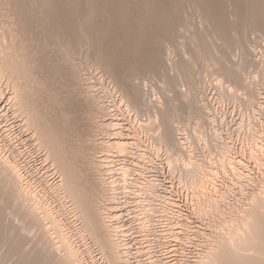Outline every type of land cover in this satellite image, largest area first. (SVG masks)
Here are the masks:
<instances>
[{"label": "rangeland", "instance_id": "obj_1", "mask_svg": "<svg viewBox=\"0 0 264 264\" xmlns=\"http://www.w3.org/2000/svg\"><path fill=\"white\" fill-rule=\"evenodd\" d=\"M247 1L248 0H240V1L239 0H234V1L233 0H216V2L218 4L217 5V4H215V0H191V1L189 0V2H188V0H185V1L183 0L184 3H182V0H171V1L170 0H155V1L154 0H152V1L151 0L150 1L149 0H141V1L140 0H44V1H42V0H34V1L33 0H11V2H10V0H0V2H1L0 6L3 7V8L0 7V8H2V9H0V12H1L0 16L3 17V18L0 17V24L5 25L3 27H4V30L6 32H7L6 28L9 29L8 25L12 24V26L10 27V29L13 28V29H11V30H13L12 32L17 33V34L19 33L18 35L22 39L18 38L19 41L17 40L18 41L17 47H19V49L24 48L23 50H25V51H23V50L22 51L20 50V51H21V54L24 53L23 56L24 55L26 56V57H24L25 58V65L27 64L26 67L28 69L30 67V69L28 70V75L35 76V78L32 76L34 78V84H32L33 82H28V88L26 89V91L24 93V99H25V101L28 100V101H26L27 103L29 102L30 104H32L29 106L33 109V111L36 108L35 109L36 112L34 111L36 114L35 116H37L38 121H40V124L42 126L45 125L44 129H45V133L47 135L46 137H49L51 139H56L57 143H59L57 146H60L62 148V150H61V148L58 147L61 150L60 151L61 152L60 157L62 155V157H61L62 159H65V160L67 159L65 162L64 161L63 162L64 163L67 162L70 170L74 167L75 170L78 171V172H74L75 176L73 175V173H72V175H73L74 179L77 180L78 183L81 181L84 183V192H85L84 195L86 194L85 196H87L90 191L91 192L89 194H91V195H92V192L94 195L96 193V196L99 198L98 201H100V202H98L99 205L102 203V206H104V208L106 209V211H105V209H104V211H105V213L109 214L108 218H107L108 222L110 224H112L111 226L115 227L114 229H116L114 231L115 238L117 237L116 239H118V240L121 239L119 241V243H121L119 246L120 247L119 250H120V252L125 254V256L127 255L126 257L128 258V260H126L127 259L126 257H123L124 255L123 256L121 255L123 257V260L124 259L126 260L127 264H129V263L130 264H199L198 260H200V258H201V260L207 259L206 254H208L207 261L208 260L211 261L210 258L213 259L216 254L219 255V253L222 252L221 250L223 248H227L226 244L232 245V246L229 245L230 247H233V249L231 248L232 251L235 250V248L237 250L240 249L239 248L240 246H238V248L236 247L238 244H235L236 246H234L233 242H232V241H235V239L237 241V238H238L237 233H233V234H237V235H233V237L231 236L232 234L231 235L229 234L230 235L229 237H231L232 239L227 236L229 240H222L221 242H219L217 240H219L221 237L223 239V236H226V233H227L226 227L229 224L226 226L225 221H229L234 216L239 215V210L241 211L243 208H245V206H247V203L250 202L249 200L252 197V195L255 196V193L259 192L257 189L260 185L259 180H260V177L262 178V175L264 173V165L260 166V164L258 163V160H257V158L260 157L259 151H261V148H264V146H263L264 145V108H263L264 107V67H263L264 64H262V66L260 65L261 62H264L263 61L264 60V38L263 37L264 36H262L264 34V26L263 27L262 26L257 27V26L261 25V22H260L259 25H257V26L255 25L256 29L253 30L252 29L253 27H251V26H254V24H258L257 21L261 17L264 16L262 13H260V12H263L262 9L260 11L259 9H253L252 8L253 3H256V4L259 3L264 7V3H263L264 0H249L248 4H247ZM39 2H41V3H39ZM44 2H46V3H44ZM148 2H150V4ZM173 2H174V4H173ZM189 3H191V4H189ZM153 4H154V6H153ZM183 4H184V6H182ZM225 4H227V5H225ZM165 5H166V7H165ZM171 5H173V6H171ZM202 5L205 7H203ZM213 5H215V6L213 7ZM35 6H37V8ZM177 6H179V8ZM180 6H181V8H180ZM199 6H200V9H198ZM234 6H237V7H234ZM6 7H8V8H6ZM89 7H91V9ZM157 7L159 8V10ZM172 7L174 9H172ZM209 7H211V8H209ZM146 8H147V10H145ZM175 8L177 11L175 10ZM227 10H229V11H227ZM5 11L7 12V14ZM182 11L184 12V15H180L181 13H183ZM190 11H191V13H189ZM194 11L197 14L198 13H201V14L205 13V15L198 14V16L199 15L201 16V17L199 16L200 18H197V16L194 17V15H197V14H195ZM185 12H187V13H185ZM192 12H194V13H192ZM229 12L232 14H230ZM251 13H253V14H251ZM63 14H65V15H63ZM254 14H256V15H254ZM31 15H32V17H31ZM33 15H35V16H33ZM90 15H91V17H89ZM213 15H215L214 18H213ZM63 16H64V18H63ZM67 16H68V18H67ZM234 16H236V17L234 18ZM205 17L211 23L208 22L206 19H202L201 21H198L201 18H205ZM9 18H11V19L9 20ZM33 18L35 20H33ZM181 18H182V20H180ZM214 19H217V20H215V22L217 24L215 22H213ZM5 20H7V21H5ZM8 20L10 21V23ZM205 20L207 22H205ZM249 20H252V22L253 23L255 22V23L253 24L251 22L253 25L249 26L250 25ZM63 21H64V23H63ZM65 21H66V23H65ZM75 21H77V22H75ZM236 21H237V23H235ZM2 22H4V23H2ZM193 22H194V24H193ZM230 22H231V24H230ZM6 23H9V24H6ZM141 23H143V24H141ZM172 23H173V25H172ZM205 23H207V24H205ZM56 24H58V25H56ZM239 24H240V27H239ZM164 25H166V26H164ZM223 25H224V27H223ZM262 25H264V24H262ZM16 26H19V27H16ZM175 26H178V27H175ZM191 26H193V27L191 28ZM231 26H232V28H231ZM242 26H243V28H242ZM214 27L217 30H215ZM48 28L51 29V30L49 29L50 33L48 31ZM96 28H97V30H96ZM181 28H182V30H181ZM194 28L196 29V32H195ZM14 29H15V31L17 29V31L15 32ZM19 29H21V31H19ZM212 29H214V30H212ZM100 30H102V32ZM199 30H201V31H199ZM205 30H207V32ZM202 31H204L205 33L204 32L202 33ZM209 31H210V34L208 33ZM215 31H217V32H215ZM233 31H234V33H233ZM183 32H184V34H183ZM197 32H200V33H197ZM227 32H229V33H227ZM240 32H242V33H240ZM98 33H100V34H98ZM189 33L191 35H194V34L195 35L191 36ZM196 33H197L198 37L196 36ZM243 33H244V35H242ZM83 34H84V36H83ZM185 34H188V35H185ZM202 34H203L204 39H203V37H201ZM205 34H208V35L204 36ZM235 34H237V35H235ZM74 35H77V36H74ZM170 35H172V36H170ZM224 35H225V37H224ZM228 35H230V37ZM42 36H44V37H42ZM207 36H210V37H208V39H207ZM235 36L237 38H235ZM260 36H262V37H260ZM41 37H42L43 41L45 39H47V40H45L46 42L44 41V43H43V41H40ZM83 37H84V39H83ZM231 37H233L235 40ZM86 38L89 40H87ZM90 38H91V40H90ZM193 38H195V40ZM219 38L222 41H220ZM227 38L228 39L231 38L233 41L231 39L228 40ZM245 38H247V42H246ZM260 38L262 39V41ZM97 39H98V41H97ZM157 39H159L160 41ZM223 39H224L225 43L223 42ZM227 40L229 42H227ZM32 41H34V42H32ZM70 41H72V42H70ZM86 41H87V44H86ZM156 41H158V42H156ZM195 41L197 44L195 43ZM218 41H219V43L220 42L221 43L219 44ZM23 42H25L27 44L25 45V43H23ZM30 42H32V43H30ZM165 42H166V44H165ZM206 42H207V44H206ZM211 42H213V43H211ZM230 42H231V44H233L232 45L233 47L231 46ZM18 43L21 45V48H20ZM81 43L84 45L80 49ZM88 43L91 45H89ZM239 43H240V45H239ZM54 44H55V46L57 45L56 50H55ZM78 44H80V45H78ZM170 44H171V46H169ZM200 44H202V45L200 46ZM214 44H216V45H214ZM217 44L219 46H217ZM226 44H228V45H226ZM237 44H238V46H234ZM249 44H250V46H249ZM36 45H38V46H36ZM63 45L67 47L68 53L71 54L70 59H72V60H70V61H72L71 63H73L74 65H72L71 63L68 64L67 62H64V60L60 57L61 54H59V53H61V51L63 49L62 47H64ZM87 45H89V46H87ZM210 45L212 46L213 50L210 49L211 48ZM242 45H243V47H245L246 50L243 47H241ZM15 46H16V43H15ZM105 46L107 47L106 49H105ZM221 46H223V47H221ZM247 46H248V48H250L251 46L253 48L254 47L255 48L253 49L251 47L249 50H253V51H249ZM90 47H91V49H90ZM191 47H193V48H191ZM207 47L208 48L210 47V48L208 49ZM165 48H167V49H165ZM196 48H197V50H196ZM201 48H202V51H201ZM231 48L234 50H232ZM207 49H208V51L211 50L212 54L215 56V58H214V56H211L209 58L212 59V57H213V59H217L220 57L219 58L220 61H218L219 59H217V61L215 62L216 65L219 66L220 63L222 62L221 60H223L222 63L224 64V66H222L223 65L222 63L220 66L223 67L224 71H226L228 73L224 72L220 66L218 69H215V68H217L215 66V64H214L215 68H213L214 66H212V65H213L215 60L213 62H210V63H212V65L209 62H207V60L209 61V59H207L208 57H206V56L209 53H211V51L209 53H207V51H206ZM27 50H28V52H27ZM82 50L85 52H83ZM81 51L83 54L81 53ZM155 51L156 52L158 51L159 53L158 52L157 53L159 55ZM195 51H197V52L194 53ZM87 52H88V54H87ZM221 52H222V54H221ZM235 52H236V55H233V54H235ZM249 52L255 53V54H253L254 56L253 55L250 56L249 54H251V53H249ZM183 53H184V55H183ZM204 53H205V55H204ZM243 53H244V55H243ZM51 54H53V55H51ZM57 54H58V56H56ZM101 54H102V56H101ZM164 54H166V55L164 56ZM169 54L171 56H172V54H173V56H175L174 54H176L175 57L172 56L173 59H171V56H170V58H168V59H170L171 63H169L166 60V56L169 57ZM228 54H232V55H228ZM239 54L241 56H239ZM27 55L28 56L32 55V56L28 57ZM223 55H224V58H222ZM252 56H253V58H252ZM92 57H94V58H92ZM204 57L207 59L206 62H205ZM257 57L260 58V60H262V61H259V65L257 64L258 63ZM49 58H50V60H49ZM156 58L158 59L157 61H156ZM227 58L230 61H228ZM83 59H85V60H83ZM188 59H190V60H188ZM225 59H226V61H225ZM238 59H240V61ZM29 60H31V61H29ZM174 60H176V62ZM177 60L179 61L178 63H177ZM236 60L238 61V63ZM247 60H250V62ZM184 61H186V62H184ZM255 61H257V63ZM161 62H163V63L166 62V63L161 64ZM225 62H227V63H225ZM247 62H248V65H245V64H247ZM79 63H81V64H79ZM174 63L176 65V67H175ZM203 63H206V64H203ZM233 63H234V65H233ZM66 64H68L69 66H67ZM82 64L84 67L83 69H82ZM156 64L161 65V66L157 68ZM170 64L172 66H170ZM187 64H189L190 66H188ZM194 64H195V66H194ZM34 65H35V67H32ZM87 65H89V66L87 67ZM104 65H105L104 68H106L105 70L103 68ZM205 65H207L208 68ZM256 65L258 68H256ZM167 66H168V68H167ZM169 66L172 68H169ZM226 66H228V67H226ZM232 66L233 67L235 66V68L240 66L239 67L240 72H241V70H242V72L243 71H245V72H243V73L241 72L239 74H242V75L245 74V77L243 76V78H242L241 75L239 76L238 72H236L237 70H235V68H232ZM73 67H75V68H73ZM96 67H98L97 70H96ZM161 67H163V68H161ZM107 68H108V70H107ZM129 69L132 72L129 73V71H130ZM171 69H173L174 73L170 72V71H172ZM175 69L178 72L177 74H175L176 73ZM208 69H210V71ZM220 69H222L223 72H219ZM231 69H232V71H230ZM258 69H261V70H258ZM156 70L157 71L159 70V71L155 73ZM181 70L183 71V73ZM70 71H71V73H69ZM110 71L112 72V74ZM233 71H234L235 76L238 75L237 79L234 77V75L231 74V72L233 73ZM29 72H30V74H29ZM78 72H79V74H78ZM65 73H67V74H65ZM185 73H186V75H183ZM187 73H189V74H187ZM236 73H237V75H236ZM131 74H133V75L127 77L128 75H131ZM135 74H137V76L139 78L143 76L142 77L143 80H142V78L138 79V77ZM167 74H169V75H167ZM220 74H222V76H220ZM135 76H136V79H135ZM147 76L149 78H147ZM78 77L81 79L80 82H79L80 79ZM112 77H114V78H112ZM125 77L130 82L128 80H126ZM154 78L157 80H155ZM241 78L244 80H247V81H244V83H242L243 80ZM73 79H74V81H73ZM108 79L109 80L111 79L110 82ZM130 79L133 80V82ZM148 79H149V82H148ZM91 80H92V82H91ZM220 80H221V82H220ZM40 81H41V83H40ZM82 82H84V83H82ZM179 82H180V84H178ZM245 82L248 83V84L246 83L248 85V87H246L247 89H249V86L251 88L252 87L254 88L256 86V89L255 88L254 89H255V91L257 90L255 92V93H257V95L255 94L256 96H255L254 100H252L250 102H248L249 98L246 94L243 98L244 93H246V92L248 93L247 89L244 87V86H246V85H244ZM141 83H145V84H141ZM150 83L152 85H150ZM35 84L37 85L35 87L36 89L34 88ZM146 84H147V86H146ZM3 85H4V87H3ZM9 85L6 87L4 82L0 83V146L3 142H5L7 144L8 141H11L13 146L15 148H17L18 151L20 150L19 160L23 165L22 166L23 167L22 168V175H24L25 181L31 183L33 185V187L35 186L36 189H39V190L45 189L44 192L46 194L44 196V201L48 202L50 204L49 207H51V209L53 206L56 209H60L62 207L61 209H63L65 211V213L67 212V214H66L67 221L69 220L70 223L69 222L68 223H69V225L71 224L70 227L73 231L72 233H74V234L76 233V234L75 235L73 234V238H74L73 241L74 242L72 244L73 249H71L72 253L70 255L68 253V251L67 252L65 251V250H67V248H66L67 246H63L62 242H61L62 244L57 243V242H59V240L56 236L57 233L54 230L56 224H54L53 221H51L52 226H53V230L51 228L52 227L51 223L46 222V224L45 225L43 224L44 226L41 227V229L44 228L43 229L44 233H42L41 229H39L41 232H39L38 229H37V232L35 231L36 226H38V225H36L35 223H34L35 225L33 223H30V222H32V220H30V218H28V217H24V218H27L28 222L30 220L29 224L31 225V226L29 225L28 227H25V223L27 221L22 218L23 216L19 212L20 216H21V218H20V216L18 215L19 213L17 211L18 210L20 211V209H21V211H26L27 213H30L29 211L31 209H29V207L32 205V201H29L27 199V198H29L28 194L25 195V193L24 194L21 193L22 197L25 195V197H23L25 200L22 199V201L24 200L23 202H25V203H23L25 208L24 209L21 208L22 207L21 201H20L21 205H19L20 204L19 201H18L19 204L16 203L17 200H21L20 198H18V197H21V195L13 192V194H17V195L13 196V194H11L12 192L9 193L8 191H6V188L9 184L7 183V179H4V182L6 183V185H5V183L1 182V181H3L2 175L6 174V172L4 173V170H2V172L4 174H2V172L0 171V175L2 174L1 180H0V187L2 185V187L0 188V205H1L0 206V236H1L0 237L1 238L0 239V253H1L0 254V260L2 259L3 261L1 260L0 262H3V264H10V263L21 264L20 261L21 262L23 261L22 264H27L28 260L33 255L34 251H36L37 249L40 251L41 248L39 249L38 247L42 244V242H44L46 240L45 238L49 237V235H50V237L48 238V241H49L48 243H50V244L45 245L46 248H47V246L50 248V252L48 251L49 249L47 250L44 247V245H43L44 248L41 245L40 247L43 248L41 250V251H43L42 254H45L44 249H46L49 253H46L47 254L46 256L45 255L43 257L41 256V258H43V259H41L42 261H39L40 259L38 261H35L36 258H34L35 260L34 259L29 260L30 264H32V263L35 264V262H36V264H41L38 262H43L42 264H48V262L50 260H51L50 261L51 263L49 262V264H57L58 262L60 263V261L62 259H64V258H62V254H61L63 252H66L67 253L66 255L70 256V257L68 256L69 259L71 258V262H69L67 264H70V263L76 264L77 262L80 263L81 261H84V263L86 262V264H109L108 260L105 258V256H103V253L100 252L101 249H99L100 247H98L99 246V245H97L98 243L96 244V242L94 241V239L91 236H89L87 234H85V235H82V234L78 235L77 234V231L79 232L83 225H81L82 222L79 219H77V217H75L76 213H74L73 207L70 204V202H68V200L66 198L63 199V197H61L62 193H61L60 185H59L61 183V181L59 179L60 175L58 174V172H59L57 170L58 168L55 169L56 166L53 167V165H55V164L51 163L52 158H50L51 157L50 155L48 157H46L45 151L47 149L45 147H43V148L38 147L37 144L35 143V140H34L35 137L33 136V133H31L30 128H31L32 132L35 131L36 128L28 125L29 128L27 129L23 118H22V120H23V122H22L21 119H20L21 121L19 120V116L17 114H15V115L13 114L14 112H12L13 107L11 106V101L9 99H7V97L9 96V92H11V89H10L11 85H10V87H9ZM148 85H150V86L148 87ZM38 86H40V87H38ZM114 86H115V88H114ZM80 87L83 89V91ZM119 87H120V89H122L123 93H121V90H119ZM133 87L135 89L139 88L140 90H137V91H139V92L141 91L144 94V97H141L140 94L139 95L136 94L137 96H139L138 98L140 100H142L141 98H143V100L145 98V100H144L145 106L143 105L144 107L140 106V108H135L133 105H131L134 103L132 101L133 92H134ZM243 87L245 89H243ZM37 88L39 89L38 91H37ZM76 89H78V90H76ZM145 89L147 90L148 94H150L151 96L146 94L147 92L145 91ZM150 90L152 93L150 92ZM28 91H29V93H28ZM86 91H88V92H86ZM30 92H33V94ZM124 93H125V95H124ZM182 93H183V96H181ZM187 93H189V94H187ZM28 94H29V96H28ZM184 94H187V95H185L186 97H184ZM127 95H128V97H127ZM147 95L149 96V98L147 97ZM153 95H154V99L152 98ZM121 96H122V98H121ZM34 97H36V98L34 99ZM162 97H164V98H162ZM124 98H126V99H124ZM127 98H130V99H127ZM150 98H152V99L150 100ZM180 98L181 99L184 98V99L180 100ZM192 98H193V103H192ZM169 99L172 101H170ZM244 99L246 100V102ZM154 100H155V102L156 101L159 102V103L156 102V105H158L157 107H161L162 109H164V111L166 110L165 108L167 106V103L169 104V102H170L172 104V102H173V104L176 105V106L172 105V106L176 107L174 109L176 112H173L174 110L172 112L171 111H169V112L166 111L167 113L165 112V114L170 119L168 117H166V118H167V120H170V122H172V124L175 123V125L178 124L177 126H179V128L177 130L178 132L175 134L176 135L175 137L176 138L178 137L177 140L182 145L181 150H184V152L187 151L189 153L190 160L192 159L191 160L192 162L196 161V163H202L204 166V170L206 172L212 171V172H210V174L213 172L215 173L216 176L214 174L213 175L211 174L212 176L210 175V177L213 179V180L211 179V182L209 179V180H207V182L205 181L206 183L205 182L203 183L204 185L203 184L202 185L196 184L197 187H195V185H193V184L191 185L189 183V180H190L189 176L190 175L185 173V169L188 168L186 165L189 164V163H186L187 162L186 159L185 160L178 159V161L176 160L177 164H175V162H173V160H171V159H174V161H175V158L178 156L177 154H179V151H177V153H176V150L174 149L175 153H176V154H174L173 152H171L169 150H165L166 148L164 146L162 147L159 145V143H157L158 141L155 138V136L158 135L159 133H161L162 127H161L160 123L156 122L160 118L158 117L157 113L153 112L154 110L152 111L153 108H151V106H153ZM166 100L169 102H167ZM186 100H187V102H186ZM188 100H189V102H188ZM31 101H33V102H31ZM36 101H38V102H36ZM146 101L148 102V104ZM182 103H185L186 106L188 105L187 106L188 108H192L194 106V108H192V109H195V110H193V112H192V109H191L189 112V109H185L186 106H184V104H182ZM248 103H250V104H248ZM150 104H152V105L150 106ZM56 105H58V106H56ZM156 105L154 104L153 107L155 108ZM191 105H192V107H191ZM36 106L39 108L37 109ZM97 107H98V109H97ZM126 107H129L130 109L126 108ZM141 107L144 109H142ZM146 107L148 109L151 108L149 110L153 113H151ZM200 107H201V109H200ZM203 107H204V109H203ZM134 108H135V110H134ZM198 109H199V112H198ZM98 110L104 111L105 114H103V112H101V111L99 112ZM145 110L148 113L147 116H146ZM201 110H204V112H202ZM180 111L182 113H180ZM38 112H39V114H38ZM161 112H162L161 114H159L160 112L158 113L159 116L162 114L164 115V112L163 111H161ZM142 113H144V114H142ZM202 113H204V116L202 115ZM40 114H42L41 117H40ZM149 114H152V117L154 119L156 118V121L152 117L150 118L151 115H149ZM153 114H155L156 117ZM199 114H200V116H199ZM102 115H104V116H102ZM141 115L144 118H142ZM174 115H177V116L175 117ZM43 116H44V118H43ZM43 120H45V121H43ZM160 121H161V119H160ZM23 123H24V125H23ZM103 123L104 124L107 123L106 124L107 126L103 125ZM110 124H111V126H110ZM93 125H95L96 127ZM100 125H101V127H100ZM102 125L104 126V128L106 126V129H104L102 127ZM97 126H99L98 127L100 129L99 131H98ZM154 126H157V127H155V129H154ZM250 126L252 127V130H251ZM9 127H10V129H9ZM64 127H65V129H64ZM101 128H102V130H101ZM46 129H48L49 131ZM139 129H141V130H139ZM253 129H254V131H253ZM153 130H154V132H153ZM46 131L49 133L51 131L52 132L50 135H48L49 133H47ZM114 132H115V134H114ZM116 132L117 133L119 132L120 135L117 134ZM254 132H256V133H254ZM35 133H36V131H35ZM62 133H63V135L64 134L65 135L63 136ZM110 134H111V136H110ZM255 134H256V136H255ZM93 135L95 138L93 137ZM253 135L255 136L254 138H253ZM36 136H39L38 133H36ZM40 138L41 137L38 138L39 141H40ZM133 138H135V140ZM257 139L259 142L258 141L256 142ZM114 140L123 141L125 146H127L126 150H124V151L122 150V151L118 152L119 151L118 149H115L112 146L110 147L108 145V143H111ZM137 140H140V142ZM252 140L255 141L256 143L255 142H254L255 144L252 143L253 142ZM125 141L128 142V145H126L127 143ZM133 141L134 142L136 141L135 142L136 144ZM104 142H105V144H104ZM140 143L142 145H140ZM221 143L226 144V145L228 144L227 145L229 148V153H228L229 155L228 156H229L231 162H229L230 160L229 161H227L225 159H224L225 161L223 160V156L221 153L222 150L220 149ZM102 144H104V145H102ZM256 144H259V145H256ZM255 145L257 148L255 147ZM132 146H133V149H132ZM258 147H261V148L259 149ZM106 148H108V150ZM111 148H113V149H111ZM109 149H110V151H109ZM127 149H128L129 154L127 153ZM81 150L84 151V154H85L84 159H82L83 157L78 155L80 152H82ZM254 150H256V151H254ZM167 151H168V153H166ZM121 152L122 153L126 152L125 154H127V155H125L124 153L121 154ZM180 152L182 154V151H180ZM90 153L92 156L90 155ZM86 154L89 157L91 156V159ZM171 156H172V158H171ZM92 158L99 160L98 162L100 163V165L102 164L100 166L101 167L100 170H103L101 172L103 174H100V173L98 174L100 176V178L97 175L98 178L92 179V178H94L93 174H92V172H90L91 171L90 167L88 168V164L90 163V160H93ZM220 159H222V160H220ZM68 160L70 162H72L73 167L71 166V168H70L71 163L68 162ZM81 160H84V161L81 162ZM141 160H142V162H141ZM2 161L3 160L0 158V163H1L0 168L3 167ZM78 161H79V163H78ZM100 161H102V162H100ZM82 163L84 164V167H82L83 166ZM51 164H52V166H51ZM78 164H80V165H78ZM89 166H90V164H89ZM190 166H191V164H190ZM123 167L128 173L126 172V173L122 174V170L124 172ZM125 167H128V170L130 168L131 169L128 171ZM74 168H73V170H74ZM121 168H122V170H121ZM172 168H174V170ZM73 170H71V172ZM56 171H57V173H56ZM240 172L245 173L246 177L241 176L242 177L241 178L239 175ZM77 173H79V175H84V176L76 175ZM124 175H125V177H124ZM83 177H84V180H83ZM122 177H124V178H122ZM138 177H142V182L140 181L141 178H138ZM101 178H103L104 181ZM96 179H97V181H95ZM98 179H100L101 182L104 183L105 186L108 184V186H106L107 189L110 186V189L106 190L107 192L106 191L104 192L102 190V188L100 187L101 185H99L100 180H98ZM137 180H139L140 182L139 181L137 182ZM147 180L149 181V183H150V181L151 182L153 181L154 183H156V185L154 183H151L152 188H154L156 190L157 196L154 197L155 194H154V196L152 195L155 199L150 195L152 192L149 191V194L147 193V191L149 190L148 187H146L149 185V183H147L148 182ZM105 183H107V184H105ZM136 183L139 184L140 188ZM144 184H147V185L145 186ZM80 185H82V184L80 183ZM94 187H95V189H94ZM200 187H201V190H199ZM57 188H59V189H57ZM96 188H97V190H96ZM146 188L148 190H145ZM79 189H80V187H79ZM202 189L204 191H202ZM93 190L95 191V193ZM211 190L213 191V193ZM221 190H223L226 194L225 196H222V197H224L223 199L220 196ZM7 192L9 194H11L12 196L8 195ZM108 192L110 194H108ZM112 192L114 194H112ZM58 194L61 196H59ZM103 194H104V196H103ZM258 194L262 195L263 193H258ZM100 195H101V197L103 196V198H105L106 197L105 195H107V197H106L107 199L105 200V199L101 198ZM26 196H27V198H26ZM211 196H212V198H210ZM218 196H219V199H218L219 201L217 200V202H214V201H216ZM14 197H15V200H14ZM146 197H147V199H145ZM47 198H49V199H47ZM88 198H90V195ZM60 199L63 203L60 202ZM162 199H164V200H162ZM205 199H207L209 201V203L208 202L206 203V204H208V206H206L204 208V210H201L202 209L201 206L199 207L200 201L202 202V200H205ZM212 199H213V203L211 202ZM7 200H9V201H7ZM57 200H59V202ZM65 200H67V202ZM28 201H29V203H28ZM56 201L58 202V205H61L60 207H58ZM220 201H221V203L224 202V203H222L223 205L221 203H219ZM7 202L8 203L13 202V203H11V204L9 203L10 204V207H9V204ZM145 202H146V204H145ZM150 202H151V204H150ZM243 202H244V204H243ZM15 203H16V205H15ZM215 203H216V205H214ZM17 204L19 206H21L19 209L17 208ZM209 205H210V207H209ZM219 205H221V207ZM2 206H5V207H3V210H2ZM26 207H28L29 210L26 209ZM54 207H53V210L55 209ZM155 207H157V208H155ZM219 207L223 208V209H220ZM147 208H148V210H147ZM151 209L153 212L151 211ZM63 210H62V212L64 213ZM167 211H169V212H167ZM197 211H199V212H197ZM2 212L4 213V215ZM15 212H16V215H15ZM26 212H24V213H26ZM71 212H73V213H71ZM9 215H10V217H9ZM68 217H70V218L68 219ZM18 219L19 220L21 219L22 221L21 220L19 221ZM8 220H10L11 222L10 221L8 222ZM12 220H13V222H12ZM20 222H21V224H20ZM32 224L35 227L34 230H33ZM47 224H49V226H51V227H49ZM9 225L10 226L12 225V229H11V227L9 228ZM15 226H17V227H15ZM57 226H58V224H57ZM7 227H8V231L7 230L5 231V229ZM45 227H47L48 229H46ZM75 227H77V228H75ZM222 227L224 228V230ZM241 227H243V226H241ZM24 228H28V229H24ZM29 228H31L32 231H34V233L32 231H30L31 229H29ZM57 228H58V230H60L59 229L60 227L58 226V227H56V231H57ZM73 228L76 229L77 231L75 232V230ZM25 230L26 231L28 230V231L26 232ZM48 230H49V232L45 233V231H48ZM222 230H223V232H222ZM242 230H244L246 232L245 228H243ZM9 232H10V234H9ZM13 232H15L16 234ZM38 232H39V236H38ZM228 232H230V231H228ZM237 232H242L240 235L241 238H238V239H242V238L246 237V235H244L245 233L243 231H241V229H240V231H237ZM22 233L24 234V236ZM40 233L45 234V235H43V237L41 239L36 240L37 239L36 236H38V238L40 237V235L42 236V234H40ZM48 233H49V235H48ZM59 233L60 232H58V234ZM116 233H118V236ZM230 233H232V232H230ZM13 234H15V235H13ZM53 234L55 235V237H53L54 236ZM220 234H222V236ZM234 236H236L237 238ZM29 237H31L30 240L28 239ZM35 237H36V239H35L36 241L32 240ZM58 237L60 239V237H61L60 234L58 235ZM255 237L253 236L254 240H252L253 238L249 236V239L252 238V239H250L251 243H252V241L255 242V240L257 242L259 236L257 239ZM263 237H264V235H263ZM215 238H216V240H215ZM225 239H227V238H225ZM25 240L26 241L29 240V242L27 241V243H24ZM42 240H44V241H42ZM53 240L55 243L52 244L51 241H53ZM245 240H246V238H245ZM32 241H33V243H32ZM38 241H40V242H38ZM242 241L244 242V240H242ZM261 241H262V237H261V240L259 238L258 245H261L262 247H264V239H263L262 243H260ZM237 242L240 245V240ZM250 242H248V243L244 242L243 244L246 245L245 249H246L247 245L249 246L248 247L249 249L247 250L248 253L250 250L252 252L250 251L251 253H249V255L247 253V255H246L243 252H247V251H244L242 249L243 251H241L239 253L245 254L244 257L249 256L250 261H252L256 257H262V255L264 256V254H262L264 251L261 250L262 253H259L258 248L260 246L257 248L256 242H255L256 245L253 246V244H254V242H253L251 247H250V245H249V244H251ZM19 243H20V245H19ZM35 243H36V245H35ZM46 243L47 242H44V244H46ZM208 243H210V244H208ZM25 244H27L26 245L27 247L25 246ZM31 244L34 245L35 250ZM57 244H58V249H57ZM30 245H31V247H30ZM49 245H51V246H49ZM52 245H53V247H52ZM54 245H55V249H54ZM218 245H225V246L224 247L222 246L223 248L220 246L221 247L220 248ZM214 246L215 247L218 246L220 251L218 252V249L216 250L217 247L214 248ZM63 247H65L64 248L65 250L62 249ZM121 247H123L124 249ZM17 248H18V250H17ZM30 248H31V253H28L27 251H29ZM60 248L63 250V252L60 250ZM212 248L214 250H216L217 253H215V251H213V253H215V254H213V253L211 254L212 251H210V250H212ZM14 249H15V251H13ZM51 250L55 251L56 255H57V253L61 252L59 254L61 255L60 257L62 259L57 255L58 257L56 256V260L58 258L61 260L60 261L57 260L54 263L53 261H55V260H53L52 257H55V253L53 254L54 256H52L51 252H53V251H51ZM73 250H75V252H73ZM77 250H78V252H77ZM223 250H225V249H223ZM208 251H210V252L207 253ZM238 251H240V250H238ZM257 251H258V253H257ZM23 253H24V255H23ZM223 253H224V251H223ZM223 253H220L221 256ZM225 253H230V251L225 252ZM25 254H26L27 258L25 256ZM224 254L222 256L223 258L226 257L225 255H227V254H225V255ZM22 255L25 257H22ZM50 255H51L52 259H49V261H48V258H50L49 257ZM204 256L206 259H204ZM228 256L229 255H227V257H226L227 261L225 262V260H224V262H222V263L223 264H234L233 261H235V260H232L231 263H229L231 258L228 259ZM230 256H231V253H230ZM242 256L243 255H241V258L243 259ZM250 256H252V257H250ZM68 257H66V258L68 259ZM73 257L75 258L76 263H73V260H74ZM69 259H68V261H69ZM78 259L80 260V262ZM6 261H7V263H6ZM243 261L245 263V261H246L245 258H244V260H242L241 262L239 261V262L242 263ZM250 261H249V264H250ZM253 261H252V263H255ZM64 262L66 263L67 261H65V259H64ZM64 262H63V264H64ZM239 262L235 261V264L239 263ZM210 263H208V264H210ZM246 264H247V262H246Z\"/></svg>", "mask_w": 264, "mask_h": 264}, {"label": "bare ground", "instance_id": "obj_2", "mask_svg": "<svg viewBox=\"0 0 264 264\" xmlns=\"http://www.w3.org/2000/svg\"><path fill=\"white\" fill-rule=\"evenodd\" d=\"M34 1V0H33ZM42 1H44V0H42ZM141 1V0H140ZM150 1V0H149ZM152 1V0H151ZM155 1V0H154ZM171 1V0H170ZM185 1V0H184ZM191 1V0H190ZM234 1V0H233ZM240 1V0H239ZM7 2V1H6ZM10 2H11V0H10ZM47 2V1H46ZM46 2H44V3H46ZM50 2V1H49ZM179 2V1H178ZM188 2H189V0H188ZM187 2V3H188ZM195 2V1H194ZM198 2V1H197ZM203 2V1H202ZM201 2V3H202ZM211 2V1H210ZM214 2V1H213ZM248 2H249V0L247 1V4H248ZM1 3V2H0ZM9 3V2H8ZM39 3H41V2H39ZM51 3V2H50ZM149 4H150V2H148ZM182 3H184L183 2V0H182ZM181 3V4H182ZM196 3V2H195ZM244 3V2H243ZM242 3V4H243ZM264 3V2H263ZM32 4V3H31ZM65 4V3H64ZM171 4V3H170ZM173 4H174V2H173ZM178 4V3H177ZM189 4H191V3H189ZM199 4V3H198ZM209 4V3H208ZM215 4H217V2H216V0H215ZM220 4V3H219ZM231 4V3H230ZM245 4V3H244ZM1 5V4H0ZM41 5V4H40ZM92 5V4H91ZM152 5V4H151ZM167 5V4H166ZM166 5H165V7H166ZM200 5V4H199ZM207 5V4H206ZM218 5V4H217ZM225 5H227V4H225ZM246 5V4H245ZM252 5V4H251ZM4 6V5H3ZM10 6V5H9ZM93 6V5H92ZM144 6V5H143ZM149 6V5H148ZM147 6V7H148ZM153 6H154V4H153ZM171 6H173V5H171ZM182 6H184V4L182 5ZM189 6V5H188ZM203 6V5H202ZM201 6V7H202ZM208 6V5H207ZM212 6V5H211ZM215 5H213V7H214ZM231 6V5H230ZM255 8H254V7ZM253 6H252V8L253 9H259L260 11H261V9H262V11L264 12V7L261 5V4H259V3H253ZM0 7H2V6H0ZM36 8H37V6H35ZM40 7V6H39ZM49 7V6H48ZM51 7V6H50ZM65 7V6H64ZM68 7V6H67ZM160 7V6H159ZM178 8H179V6H177ZM186 7V6H185ZM190 7V6H189ZM192 7V6H191ZM196 7V6H195ZM203 7H205V6H203ZM227 7V6H226ZM234 7H237V6H234ZM248 7V6H247ZM250 7V6H249ZM3 8V7H2ZM2 8H0V9H2ZM6 8H8V7H6ZM30 8V7H29ZM44 8V7H43ZM87 8V7H86ZM85 8V9H86ZM90 9H91V7H89ZM158 8V7H157ZM177 8V9H178ZM180 8H181V6H180ZM193 8V7H192ZM209 8H211V7H209ZM225 8V7H224ZM244 8V7H243ZM251 8V9H252ZM40 9V8H39ZM172 9H174L173 7H172ZM194 9V8H193ZM196 9V8H195ZM198 9H200V6H199V8ZM227 9V8H226ZM6 10V9H5ZM8 10V9H7ZM11 10V9H10ZM17 10V9H16ZM31 10V9H30ZM36 10V9H35ZM75 10V9H74ZM145 10H147V8L145 9ZM158 10H159V8H158ZM175 10H176V8H175ZM180 10V9H179ZM186 10V9H185ZM204 10V9H203ZM208 10V9H207ZM243 10V9H242ZM245 10V9H244ZM73 11V10H72ZM149 11V10H148ZM177 11V10H176ZM181 11V10H180ZM198 11V10H197ZM213 11V10H212ZM227 11H229V10H227ZM259 11V12H260ZM3 12V11H2ZM6 12V11H5ZM77 12V11H76ZM80 12V11H79ZM167 12V11H166ZM171 12V11H170ZM183 12V11H182ZM188 12V11H187ZM187 12H185V13H187ZM195 12V11H194ZM194 12H192V13H194ZM201 12V11H200ZM250 12V11H249ZM263 12H260V13H262L263 15H264V13ZM1 13V12H0ZM4 13V12H3ZM10 13V12H9ZM31 13V12H30ZM36 13V12H35ZM34 13V14H35ZM169 13V12H168ZM189 13H191V11L189 12ZM230 13V12H229ZM258 13V12H257ZM6 14H7V12H6ZM145 14V13H144ZM147 14V13H146ZM171 14V13H170ZM195 14H197L196 12H195ZM198 14H200V15H205V13L204 14H201V13H198ZM198 14L197 15H194V17L195 16H197V18H200L199 16H198ZM207 14V13H206ZM215 14V13H214ZM222 14V13H221ZM230 14H232V13H230ZM251 14H253V13H251ZM1 15V14H0ZM11 15V14H10ZM63 15H65V14H63ZM87 15V14H86ZM164 15V14H163ZM180 15H184V12L183 13H181ZM225 15V14H224ZM227 15V14H226ZM234 15V14H233ZM232 15V16H233ZM254 15H256V14H254ZM9 16V15H8ZM33 16H35V15H33ZM88 16V15H87ZM86 16V17H87ZM145 16V15H144ZM168 16V15H167ZM172 16V15H171ZM189 16V15H188ZM1 18H3L2 16H0ZM7 17V16H6ZM31 17H32V15H31ZM71 17V16H70ZM89 17H91V15L89 16ZM173 17V16H172ZM208 17V16H207ZM210 17V16H209ZM215 17V15H213V18ZM224 17V16H223ZM236 16H234V18H235ZM239 17V16H238ZM256 17V16H255ZM261 17V16H260ZM5 18V17H4ZM16 18V17H15ZM14 18V19H15ZM63 18H64V16H63ZM66 18V17H65ZM67 18H68V16H67ZM77 18V17H76ZM84 18V17H83ZM163 18V17H162ZM165 18V17H164ZM185 18V17H184ZM233 18V17H232ZM242 18V17H241ZM245 18V17H244ZM248 18V17H247ZM8 19V18H7ZM11 18H9V20H10ZM79 19V18H78ZM187 19V18H186ZM194 19V18H193ZM192 19V20H193ZM202 19H206V17L205 18H201L200 20H198V21H201ZM209 19V18H208ZM219 19V18H218ZM228 19V18H227ZM230 19V18H229ZM8 20V21H9ZM33 20H35L34 18H33ZM32 20V21H33ZM61 20V19H60ZM83 20V19H82ZM164 20V19H163ZM180 20H182V18L180 19ZM207 20V19H206ZM205 20V22H207ZM215 20H217V19H214V21L213 22H215ZM238 20V19H237ZM240 20V19H239ZM2 21V20H1ZM5 21H7V20H5ZM15 21V20H14ZM71 21V20H70ZM78 21V20H77ZM77 21H75V22H77ZM165 21V20H164ZM186 21V20H185ZM212 21V20H211ZM232 21V20H231ZM234 21V20H233ZM243 21V20H242ZM259 21V22H258ZM257 21V23L258 24H254L253 22H252V20H249V22H250V25L249 26H251V25H253L254 24V26H251V27H253L252 29L254 30V29H256L255 28V25L257 26V25H259V23L261 22V25H259V26H257V27H260V26H264V25H262V24H264V16L263 17H261L259 20ZM17 22V21H16ZM57 22V21H56ZM74 22V21H73ZM72 22V23H73ZM79 22V21H78ZM88 22V21H87ZM86 22V23H87ZM177 22V21H176ZM184 22V21H183ZM192 22V21H191ZM195 22V21H194ZM194 22H193V24H194ZM208 22H210V21H208ZM225 22V21H224ZM229 22V21H228ZM244 22V21H243ZM253 24H252V23ZM2 23H4V22H2ZM9 23H10V21H9ZM9 23H6V24H9ZM12 23V22H11ZM62 23V22H61ZM63 23H64V21H63ZM65 23H66V21H65ZM71 23V24H72ZM187 23V22H186ZM185 23V24H186ZM211 23V22H210ZM216 23V22H215ZM233 23V22H232ZM235 23H237V21L235 22ZM239 23V22H238ZM15 24V23H14ZM20 24V23H19ZM69 24V23H68ZM85 24V23H84ZM141 24H143V23H141ZM162 24V23H161ZM205 24H207V23H205ZM209 24V23H208ZM217 24V23H216ZM227 24V23H226ZM229 24V23H228ZM230 24H231V22H230ZM56 25H58V24H56ZM83 25V24H82ZM172 25H173V23H172ZM179 25V24H178ZM183 25V24H182ZM191 25V24H190ZM211 25V24H210ZM3 26H5L4 24H0V83L2 82H4L5 83V86L7 87L9 84L11 85V87H10V85H9V87H10V89H11V92H9V96L7 97V99H9L10 101H11V106L13 107L12 108V112H14L13 114L15 115V114H17L18 116H19V120L21 119L22 120V118H23V120H24V123H25V125H26V127H27V129L29 128L28 127V125H30L31 127L33 126L34 128H36V133H38V135L39 136H36V133H35V131H33L32 132V130H31V128H30V131H31V133H33V136L35 137H33L34 138V140H35V143L37 144V146L38 147H41V148H43V147H45L47 150L45 151L46 152V157H48L49 155L51 156L50 158H52L51 160H52V162L51 163H53V164H55V165H53V167L54 166H56V168L55 169H57L59 172H58V174L61 176H59V179H60V181H61V183L59 184L60 185V190H61V195H59V196H61V197H63V199H67L68 200V202H70V204L72 205V207H73V210H74V213H76V216L75 217H77V219H79L81 222H82V224L81 225H83L82 227H81V229H80V231L78 232L76 229H74L75 230V232L77 231V234L79 235H85V234H87V235H89V236H91L93 239H94V241L96 242V244L97 245H99L98 247H100L99 249H101V251L100 252H102L103 253V256H105V258L108 260V262H109V264H127V262H126V260H128V258L125 256V254H123L122 252H120V244L121 243H119V241L121 240V239H116L115 238V234H114V231L116 230V229H114L115 227H113V226H111L112 224H110L109 222H108V215L109 214H107V213H105V211H106V209L104 208V206H102V203L99 205V203L98 202H100V201H98L99 200V198L96 196V193H95V191H94V193H95V195L93 194V192H92V195L91 194H89L88 193V195L87 196H85L84 195V183L81 181V182H77V180L76 179H74V177H73V175L75 176V174H74V172H78V171H76L75 170V168L72 166V162H70L69 160H68V162H70L71 163V165H70V168H71V166L74 168V170H73V168L71 169V170H73L72 172H71V170L69 169V165L67 164V162L66 163H64L66 160L65 159H62L61 157H62V155H61V157H60V151L62 150V148L60 147V146H57L59 143H57V141H56V139H51V138H49V137H46L47 135H46V133H45V129H44V126H42L41 124H40V121H38V118H37V116H35L36 114H35V109H34V111H33V109L29 106V105H32V104H30L29 102L27 103L26 101H28V100H26L25 101V99H24V93H25V91H26V89L28 88V82H33L32 84H34V78H35V76H31V75H28V70L30 69V67H29V69L26 67V65H25V58L24 57H26L25 55L23 56V54H21V51L24 49H19V47H17V42L19 41L18 40V38H20L19 37V33L17 34V33H13L12 31L13 30H11V29H13V28H11L10 29V27L12 26V24L11 25H8V27H9V29L8 28H6L7 29V32L4 30V27ZM21 26V25H20ZM164 26H166V25H164ZM196 26V25H195ZM194 26V27H195ZM198 26V25H197ZM207 26V25H206ZM212 26V25H211ZM222 26V25H221ZM227 26V25H226ZM16 27H19V26H16ZM50 27V26H49ZM54 27V26H53ZM56 27V26H55ZM71 27V26H70ZM87 27V26H86ZM96 27V26H95ZM100 27V26H99ZM143 27V26H142ZM163 27V26H162ZM169 27V26H168ZM171 27V26H170ZM175 27H178V26H175ZM193 26H191V28H192ZM216 27V26H215ZM215 27H214V29H215ZM223 27H224V25H223ZM235 27V26H234ZM239 27H240V24H239ZM246 27V26H245ZM59 28V27H58ZM75 28V27H74ZM82 28V27H81ZM92 28V27H91ZM180 28V27H179ZM189 28V27H188ZM187 28V29H188ZM197 28V27H196ZM200 28V27H199ZM202 28V27H201ZM231 28H232V26H231ZM230 28V29H231ZM238 28V27H237ZM242 28H243V26H242ZM18 29V28H17ZM17 29H16V31H17ZM49 29L50 28H48V31H49ZM72 29V28H71ZM158 29V28H157ZM169 29V28H168ZM184 29V28H183ZM190 29V28H189ZM195 29V28H194ZM193 29V30H194ZM203 29V28H202ZM214 29H212V30H214ZM247 29V28H246ZM51 30V29H50ZM90 30V29H89ZM95 30V29H94ZM96 30H97V28H96ZM181 30H182V28H181ZM185 30V29H184ZM211 30V31H212ZM215 30H217V29H215ZM242 30V29H241ZM240 30V31H241ZM250 30V29H249ZM260 30V29H259ZM263 30V29H262ZM14 31H15V29H14ZM15 31V32H16ZM19 31H21V29H19ZM69 31V30H68ZM67 31V32H68ZM86 31V30H85ZM101 32H102V30H100ZM169 31V30H168ZM179 31V30H178ZM177 31V32H178ZM191 31V30H190ZM199 31H201V30H199ZM206 32H207V30H205ZM66 32V33H67ZM172 32V31H171ZM188 32V31H187ZM186 32V33H187ZM195 32H196V29H195ZM204 31H202V33H203ZM215 32H217V31H215ZM246 32V31H245ZM258 32V31H257ZM49 33H50V31H49ZM60 33V32H59ZM71 33V32H70ZM83 33V32H82ZM89 33V32H88ZM167 33V32H166ZM170 33V32H169ZM182 33V32H181ZM191 33V32H190ZM189 33V34H190ZM194 33V32H193ZM197 33H200V32H197ZM197 33H196V36H197ZM205 33V32H204ZM209 34H210V31L208 32ZM226 33V32H225ZM227 33H229V32H227ZM233 33H234V31H233ZM238 33V32H237ZM240 33H242V32H240ZM253 33V32H252ZM24 34V33H23ZM85 34V33H84ZM84 34H83V36H84ZM94 34V33H93ZM98 34H100V33H98ZM183 34H184V32H183ZM223 34V33H222ZM255 34V33H254ZM40 35V34H39ZM47 35V34H46ZM102 35V34H101ZM185 35H188V34H185ZM191 35V34H190ZM195 35V34H194ZM194 35H191V36H194ZM200 35V34H199ZM206 35H208V34H205L204 36H206ZM235 35H237V34H235ZM242 35H244V33L242 34ZM246 35V34H245ZM260 35V34H259ZM28 36V35H27ZM41 36V35H40ZM58 36V35H57ZM60 36V35H59ZM62 36V35H61ZM74 36H77V35H74ZM91 36V35H90ZM170 36H172V35H170ZM174 36V35H173ZM195 36V37H196ZM213 36V35H212ZM211 36V37H212ZM223 36V35H222ZM229 37H230V35H228ZM232 36V35H231ZM253 36V35H252ZM258 36V35H257ZM262 36H264V34L262 35ZM262 36H260V37H262ZM25 37V36H24ZM30 37V36H29ZM32 37V36H31ZM34 37V36H33ZM42 37H44V36H42ZM42 37H41V39H42ZM56 37V36H55ZM73 37V36H72ZM89 37V36H88ZM98 37V36H97ZM182 37V36H181ZM184 37V36H183ZM190 37V36H189ZM188 37V38H189ZM198 37V36H197ZM196 37V38H197ZM201 37H203V34H202V36ZM208 37H210V36H207V39H208ZM217 37V36H216ZM224 37H225V35H224ZM246 37V36H245ZM77 38V37H76ZM79 38V37H78ZM96 38V37H95ZM200 38V37H199ZM213 38V37H212ZM231 38H233V37H231ZM231 38H229V39H231ZM235 38H237L236 36H235ZM240 38V37H239ZM242 38V37H241ZM248 38V37H247ZM247 38H245L246 39V42H247ZM253 38V37H252ZM256 38V37H255ZM264 38V37H263ZM20 39H22V38H20ZM40 39V41H43V39L41 40ZM60 39V38H59ZM63 39V38H62ZM74 39V38H73ZM83 39H84V37H83ZM87 39V38H86ZM93 39V38H92ZM170 39V38H169ZM190 39V38H189ZM194 40H195V38H193ZM202 39V38H201ZM203 39H204V37H203ZM217 39V38H216ZM220 39V38H219ZM228 39V38H227ZM228 39V40H229ZM234 39V38H233ZM258 39V38H257ZM261 39V38H260ZM18 40V41H17ZM25 40V39H24ZM34 40V39H33ZM45 40H47V39H45ZM44 40V41H45ZM54 40V39H53ZM69 40V39H68ZM87 40H89V39H87ZM90 40H91V38H90ZM102 40V39H101ZM157 40H159V39H157ZM211 40V39H210ZM227 40V42H229ZM232 40V39H231ZM235 40V39H234ZM237 40V39H236ZM242 40V39H241ZM28 41V40H27ZM44 41H43V43H44ZM51 41V40H50ZM55 41V40H54ZM60 41V40H59ZM79 41V40H78ZM82 41V40H81ZM97 41H98V39H97ZM160 41V40H159ZM168 41V40H167ZM175 41V40H174ZM197 41V40H196ZM196 41H195V43H196ZM205 41V40H204ZM203 41V42H204ZM212 41V40H211ZM215 41V40H214ZM220 41H222L221 39H220ZM233 41V40H232ZM244 41V40H243ZM261 41H262V39H261ZM26 42V41H25ZM25 42H23V43H25ZM32 42H34V41H32ZM32 42H30V43H32ZM46 42V41H45ZM58 42V41H57ZM70 42H72V41H70ZM74 42V41H73ZM103 42V41H102ZM156 42H158V41H156ZM164 42V41H163ZM223 42H224V39H223ZM241 42V41H240ZM15 43H16V46H15ZM22 43V42H21ZM29 43V42H28ZM65 43V42H64ZM192 43V42H191ZM194 43V42H193ZM200 43V42H199ZM202 43V42H201ZM211 43H213V42H211ZM218 43H219V41H218ZM221 43V42H220ZM219 43V44H220ZM225 43V42H224ZM235 43V42H234ZM19 44V43H18ZM27 43H25V45H26ZM42 44V43H41ZM63 44V43H62ZM71 44V43H70ZM76 44V43H75ZM86 44H87V41H86ZM89 44V43H88ZM102 44V43H101ZM159 44V43H158ZM162 44V43H161ZM165 44H166V42H165ZM164 44V45H165ZM197 44V43H196ZM195 44V45H196ZM206 44H207V42H206ZM230 44H231V42H230ZM242 44V43H241ZM247 44V43H246ZM35 45V44H34ZM40 45V44H39ZM60 45V44H59ZM73 45V44H72ZM78 45H80V44H78ZM84 44H82L81 43V47H80V49L82 48V46H83ZM89 45H91V44H89ZM89 45H87V46H89ZM187 45V44H186ZM199 45V44H198ZM202 44H200V46H201ZM214 45H216V44H214ZM223 45V44H222ZM226 45H228V44H226ZM233 44H231V46H232ZM239 45H240V43H239ZM245 45V44H244ZM19 46H20V48H21V45L19 44ZM36 46H38V45H36ZM35 46V47H36ZM54 46H55V44H54ZM57 46V45H56ZM56 46H55V50H56ZM64 46V45H63ZM77 46V45H76ZM101 46V45H100ZM169 46H171V44L169 45ZM194 46V45H193ZM197 46V45H196ZM199 46V47H200ZM209 46V45H208ZM211 46V45H210ZM217 46H219L218 44H217ZM230 46V45H229ZM234 46H238V44L237 45H234ZM246 46V45H245ZM249 46H250V44H249ZM62 47V46H61ZM181 47V46H180ZM183 47V46H182ZM221 47H223V46H221ZM233 47V46H232ZM241 47H243V45L241 46ZM252 47V46H251ZM250 47V48H251ZM53 48V47H52ZM63 49H62V51H61V53H59V54H61L60 55V57L64 60V62H67L68 64L69 63H71L72 61H70V60H72V59H70V53H68V49H67V47L66 46H64V47H62ZM84 48V47H83ZM88 48V47H87ZM107 47L105 46V49H106ZM158 48V47H157ZM191 48H193V47H191ZM190 48V49H191ZM208 48V47H207ZM210 48V47H209ZM208 48V49H209ZM230 48V47H229ZM244 49H245V47H243ZM247 48H248V46H247ZM250 48H248V50L250 49ZM253 48V47H252ZM255 48V47H254ZM253 48V49H254ZM30 49V48H29ZM58 49V48H57ZM77 49V48H76ZM90 49H91V47H90ZM165 49H167V48H165ZM200 49V48H199ZM204 49V48H203ZM208 49L206 50L207 51V53H209L211 50H209L208 51ZM210 49H212L213 50V48H212V46H211V48ZM220 49V48H219ZM222 49V48H221ZM232 49V48H231ZM242 49V48H241ZM21 50V51H20ZM33 50V49H32ZM54 50V51H55ZM79 50V49H78ZM98 50V49H97ZM162 50V49H161ZM196 50H197V48H196ZM232 50H234V49H232ZM237 50V49H236ZM243 50V49H242ZM246 50V49H245ZM23 51H25V50H23ZM83 51V50H82ZM82 51H81V53H82ZM89 51V50H88ZM95 51V50H94ZM194 51V50H193ZM201 51H202V48H201ZM200 51V52H201ZM224 51V50H223ZM229 51V50H228ZM239 51V50H238ZM249 51H253V50H249ZM27 52H28V50H27ZM35 52V51H34ZM70 52V51H69ZM73 52V51H72ZM83 52H85V51H83ZM106 52V51H105ZM104 52V53H105ZM156 52V51H155ZM158 52V51H157ZM156 52V53H157ZM197 51H195L194 53H196ZM199 52V53H200ZM215 52V51H214ZM225 52V51H224ZM237 52V51H236ZM236 52H235V54H233V55H236ZM31 53V52H30ZM53 53V52H52ZM80 53V52H79ZM80 53V54H81ZM90 53V52H89ZM100 53V52H99ZM98 53V54H99ZM103 53V52H102ZM159 53V52H158ZM157 53V54H158ZM203 53V52H202ZM216 53V52H215ZM214 53V54H215ZM226 53V52H225ZM229 53V52H228ZM248 53V52H247ZM249 53H251V52H249ZM79 54V55H80ZM83 54V53H82ZM81 54V55H82ZM87 54H88V52H87ZM92 54V53H91ZM177 54V53H176ZM176 54H174L175 56H176ZM187 54V53H186ZM185 54V55H186ZM198 54V53H197ZM219 54V53H218ZM221 54H222V52H221ZM253 54H255V53H251V54H249L250 56L251 55H253ZM33 55V54H32ZM32 55H29V56H32ZM51 55H53V54H51ZM85 55V54H84ZM83 55V56H84ZM156 55V54H155ZM159 55V54H158ZM166 54H164V56H165ZM168 55V54H167ZM180 55V54H179ZM183 55H184V53H183ZM199 55V54H198ZM202 55V54H201ZM204 55H205V53H204ZM207 55V54H206ZM210 55V56H209ZM216 55V54H215ZM228 55H232V54H228ZM243 55H244V53H243ZM28 56V55H27ZM28 56V57H29ZM55 56V55H54ZM56 56H58V54L56 55ZM98 56V55H97ZM101 56H102V54H101ZM106 56V55H105ZM162 56V55H161ZM163 56V57H164ZM170 54H169V57H167L166 56V60L169 62V63H171L170 62V59H168V58H170ZM172 56H173V54H172ZM172 56H171V59H173L172 58ZM175 56H173V57H175ZM211 56H214L213 54H212V51H211V53H209L206 57H208L207 59H209V61L205 58V62H206V60H207V62H213L214 60V63H213V65H212V63H210L212 66H214V64H215V62L217 61V59H219V58H217V59H213V57H212V59L211 58H209V57H211ZM221 56V55H220ZM239 56H241L240 54H239ZM238 56V57H239ZM254 56V55H253ZM253 56H252V58H253ZM256 56V55H255ZM59 57V58H60ZM82 57V56H81ZM87 57V56H86ZM89 57V56H88ZM113 57V56H112ZM154 57V56H153ZM156 57V56H155ZM237 57V56H236ZM246 57V56H245ZM74 58V57H73ZM92 58H94V57H92ZM91 58V59H92ZM158 58V57H157ZM156 58V61L159 59H157ZM201 58V57H200ZM199 58V59H200ZM214 58H215V56H214ZM222 58H224V55H223V57ZM235 58V57H234ZM249 58V57H248ZM256 58V57H255ZM254 58V59H255ZM258 58V57H257ZM100 59V58H99ZM102 59V58H101ZM175 59V58H174ZM177 59V58H176ZM184 59V58H183ZM236 59V58H235ZM234 59V60H235ZM244 59V58H243ZM242 59V60H243ZM246 59V58H245ZM49 60H50V58H49ZM52 60V59H51ZM79 60V59H78ZM83 60H85V59H83ZM82 60V61H83ZM116 60V59H115ZM163 60V59H162ZM185 60V59H184ZM187 60V59H186ZM188 60H190V59H188ZM211 60V61H210ZM227 60H228V58H227ZM232 60V59H231ZM233 60V61H234ZM239 61H240V59H238ZM258 60V63H257V61H255L258 65H259V61H262V60H260V58H258L257 59ZM29 61H31V60H29ZM28 61V62H29ZM33 61V60H32ZM89 61V60H88ZM107 61V60H106ZM105 61V62H106ZM172 61V60H171ZM175 62H176V60H174ZM181 61V60H180ZM218 61H220V59L218 60ZM222 62H223V60H221ZM225 61H226V59H225ZM228 61H230V60H228ZM232 61V62H233ZM237 61V60H236ZM235 61V62H236ZM247 61H249L250 62V60H247ZM264 61V60H263ZM39 62V61H38ZM53 62V61H52ZM63 62V63H64ZM81 62V61H80ZM86 62V61H85ZM94 62V61H93ZM92 62V63H93ZM103 62V61H102ZM108 62V61H107ZM106 62V63H107ZM159 62V61H158ZM179 61L177 60V63H178ZM184 62H186V61H184ZM192 62V61H191ZM204 62V61H203ZM221 62V63H222ZM56 63V62H55ZM116 63V62H115ZM163 62H161V64H162ZM166 62H164L163 64H165ZM168 63V64H169ZM190 63V62H189ZM194 63V62H193ZM221 63H220V65H221ZM225 63H227V62H225ZM237 63H238V61H237ZM241 63V62H240ZM246 63V62H245ZM252 63V62H251ZM255 63V64H256ZM30 64V63H29ZM68 64H66L67 66H69ZM72 65H74L73 63H71ZM70 64V65H71ZM79 64H81V63H79ZM152 64V63H151ZM159 64V63H158ZM185 64V63H184ZM203 64H206V63H203ZM218 64V63H217ZM223 64V63H222ZM262 64H264V62H261L260 63V65L262 66ZM39 65V64H38ZM148 65V64H147ZM153 65V64H152ZM157 65V64H156ZM167 65V64H166ZM174 65H175V63H174ZM179 65V64H178ZM177 65V66H178ZM188 66H190L189 64H187ZM219 65V66H220ZM233 65H234V63H233ZM244 65V64H243ZM242 65V66H243ZM245 65H248V62H247V64H245ZM252 65V64H251ZM89 65H87V67H88ZM145 66V65H144ZM161 65H157V68L158 67H160ZM170 66H172L171 64H170ZM169 66V68H172V67H170ZM184 66V65H183ZM187 66V67H188ZM192 66V65H191ZM194 66H195V64H194ZM206 67H207V65H205ZM215 66L217 67V68H215ZM215 66L213 67V68H215V69H218L219 68V66L218 65H216L215 64ZM222 66H224V64L222 65ZM231 66V65H230ZM32 67H35V65L34 66H32ZM77 67V66H76ZM105 67V65L103 66V68ZM119 67V66H118ZM129 67V66H128ZM150 67V66H149ZM175 67H176V65H175ZM174 67V68H175ZM221 67V66H220ZM226 67H228V66H226ZM240 67V66H239ZM239 67H236L235 68V66L233 67L232 66V68H235V70H237L236 72H238V74L239 73H241L242 72V70H241V72H240V68ZM245 67V66H244ZM247 67V66H246ZM252 67V66H251ZM264 67V66H263ZM262 67V68H263ZM37 68V67H36ZM65 68V67H64ZM68 68V67H67ZM73 68H75V67H73ZM84 67H83V64H82V69H83ZM97 68L98 67H96V70H97ZM110 68V67H109ZM123 68V67H122ZM142 68V67H141ZM156 68V67H155ZM161 68H163V67H161ZM167 68H168V66H167ZM173 68V69H174ZM189 68V67H188ZM208 68V67H207ZM222 69H223V67H221ZM256 68H258L257 67V65H256ZM106 68H104V70H105ZM116 69V68H115ZM121 69V68H120ZM135 69V68H134ZM173 69H171L172 71H170V72H172V73H174L173 72ZM211 69V68H210ZM210 69H208L209 71H210ZM222 69H220L219 70V72H223L224 71V69H223V71H222ZM226 69V68H225ZM230 69V68H229ZM239 69V70H238ZM38 70V69H37ZM70 70V69H69ZM81 70V69H80ZM79 70V71H80ZM85 70V69H84ZM107 70H108V68H107ZM130 70V69H129ZM128 70V71H129ZM176 70V69H175ZM174 70V71H175ZM234 70V71H235ZM258 70H261V69H258ZM117 71V70H116ZM115 71V72H116ZM159 71V70H158ZM157 70L155 71V73L156 72H158ZM179 71V70H178ZM182 71V70H181ZM186 71V70H185ZM189 71V70H188ZM229 71V70H228ZM230 71H232V69L230 70ZM234 71H233V73L231 72V74L232 75H234V77L237 79L238 77V75H237V73H236V75L237 76H235V74H234ZM109 72V71H108ZM111 72V71H110ZM130 72H132L131 70L129 71V73ZM162 72V71H161ZM169 72V71H168ZM169 72V73H170ZM190 72V71H189ZM224 72H226V71H224ZM243 72H245V71H243ZM242 72V73H243ZM69 73H71V71L69 72ZM82 73V72H81ZM87 73V72H86ZM104 73V72H103ZM102 73V74H103ZM164 73V72H163ZM178 72H177V70H176V73L175 74H177ZM180 73V72H179ZM182 73H183V71H182ZM226 73H228V72H226ZM225 73V74H226ZM230 73V72H229ZM29 74H30V72H29ZM65 74H67V73H65ZM78 74H79V72H78ZM107 74V73H106ZM111 74H112V72H111ZM128 74V73H127ZM187 74H189V73H187ZM191 74V73H190ZM133 74H131V75H128L127 77H129V76H132ZM136 76H137V74H135ZM160 75V74H159ZM167 75H169V74H167ZM174 75V74H173ZM183 75H186V73L185 74H183ZM242 76V78H243V76L245 77V74L244 75H242V74H239V76ZM32 78H31V77ZM55 76V75H54ZM80 76V75H79ZM104 76V75H103ZM106 76V75H105ZM136 76H135V79H136ZM220 76H222V74H220ZM249 76V75H248ZM108 77V76H107ZM123 77V76H122ZM138 77V76H137ZM143 77V76H142ZM142 77H140V78H142ZM167 77V76H166ZM172 77V76H171ZM182 77V76H181ZM217 77V76H216ZM37 78V77H36ZM45 78V77H44ZM74 78V77H73ZM77 78V77H76ZM79 78V77H78ZM82 78V77H81ZM112 78H114V77H112ZM132 78V77H131ZM139 77H138V79H140ZM145 78V77H144ZM147 78H149L148 76H147ZM146 78V79H147ZM156 78V77H155ZM154 78V79H155ZM165 78V77H164ZM170 78V77H169ZM190 78V77H189ZM221 78V77H220ZM233 78V77H232ZM241 78V79H242ZM80 79V78H79ZM124 79V78H123ZM125 79H126V77H125ZM134 79V80H135ZM168 79V78H167ZM181 79V78H180ZM179 79V80H180ZM183 79V78H182ZM109 80V79H108ZM111 80V79H110ZM110 80H109V82H110ZM126 80H128V79H126ZM125 80V81H126ZM131 80V79H130ZM142 80H143V78H142ZM155 80H157V79H155ZM243 80V82L242 83H244V81H247V80H244V79H242ZM241 80V81H242ZM73 81H74V79H73ZM81 81V79L79 80V82ZM83 81V80H82ZM85 81V80H84ZM129 81V80H128ZM127 81V82H128ZM132 82H133V80H131ZM175 81V80H174ZM44 82V81H43ZM87 82V81H86ZM91 82H92V80H91ZM112 82V81H111ZM130 82V81H129ZM140 82V81H139ZM143 82V81H142ZM148 82H149V79H148ZM220 82H221V80H220ZM40 83H41V81H40ZM82 83H84V82H82ZM174 83V82H173ZM240 83V82H239ZM247 82H245V84L244 85H246V86H244L245 88L246 87H248V83L246 84ZM250 83V82H249ZM8 84V85H7ZM30 84V83H29ZM38 84V83H37ZM137 84V83H136ZM135 84V85H136ZM141 84H145V83H141ZM177 84V83H176ZM178 84H180V82L178 83ZM117 85V84H116ZM140 85V84H139ZM138 85V86H139ZM150 85H152L151 83H150ZM150 85H148V87L150 86ZM175 85V84H174ZM30 86V85H29ZM33 86V85H32ZM37 85L35 84V86H34V88L36 87ZM146 86H147V84H146ZM2 87V86H1ZM3 87H4V85H3ZM2 87V88H3ZM5 87V88H6ZM8 87V88H9ZM38 87H40V86H38ZM43 87V86H42ZM143 87V86H142ZM145 87V86H144ZM177 87V86H176ZM243 87V89H245ZM81 88V87H80ZM114 88H115V86H114ZM118 88V87H117ZM134 88V87H133ZM151 88V87H150ZM153 88V87H152ZM182 88V87H181ZM220 88V87H219ZM255 89H256V86L254 87ZM253 87L251 88L250 86H249V89H247V91H248V93L246 92V93H244V95H243V98H244V96H245V94L248 96V102H250V101H252V100H254V98H255V96L257 95V93H255L256 91H255V89H254ZM36 89V88H35ZM34 89V90H35ZM41 89V88H40ZM82 89V88H81ZM85 89V88H84ZM89 89V88H88ZM87 89V90H88ZM96 89V88H95ZM148 89V88H147ZM180 89V88H179ZM7 90V89H6ZM9 90V89H8ZM33 90V91H34ZM39 89L37 88V91H38ZM76 90H78V89H76ZM119 90H121V93H123L122 92V89H120V87H119ZM118 90V91H119ZM136 90V91H135ZM137 90H140L139 88H134V92H133V98H132V101L134 102H132L133 104H131V105H133L135 108H140V106H143L144 104H145V102H144V100H145V98H144V100H143V98H141V97H144V94L140 91H137ZM143 90V89H142ZM152 90V89H151ZM151 90H150V92H151ZM5 91V90H4ZM31 91V90H30ZM68 91V90H67ZM82 91H83V89H82ZM85 91V90H84ZM111 91V90H110ZM117 91V90H116ZM127 91V90H126ZM132 91V90H131ZM145 91L147 92V90L145 89ZM144 91V92H145ZM183 91V90H182ZM226 91V90H225ZM245 91V90H244ZM3 92V91H2ZM81 92V91H80ZM79 92V93H80ZM86 92H88V91H86ZM90 92V91H89ZM120 92V91H119ZM149 92V93H150ZM155 92V91H154ZM153 92V93H154ZM28 93H29V91H28ZM30 93H32L33 94V92H30ZM38 93V92H37ZM70 93V92H69ZM142 93V94H141ZM152 93V92H151ZM27 94V93H26ZM76 94V93H75ZM86 94V93H85ZM127 94V93H126ZM129 94V93H128ZM136 94H140L141 95V99L142 100H140L138 97L139 96H137ZM146 94H148V92L146 93ZM187 94H189V93H187ZM187 94H184V97H186L185 95H187ZM256 94V95H255ZM83 95V94H82ZM123 95V94H122ZM124 95H125V93H124ZM148 95H150V94H148ZM147 95V97L149 98V96ZM26 96V95H25ZM28 96H29V94H28ZM27 96V97H28ZM40 96V95H39ZM78 96V95H77ZM151 96V95H150ZM181 96H183V93H182V95ZM190 96V95H189ZM188 96V97H189ZM89 97V96H88ZM91 97V96H90ZM127 97H128V95H127ZM177 97V96H176ZM180 97V96H179ZM187 97V98H188ZM30 98V97H29ZM36 97H34V99H35ZM43 98V97H42ZM86 98V97H85ZM121 98H122V96H121ZM153 99H154V95H153V97H152ZM152 98H150V100L152 99ZM162 98H164V97H162ZM170 98V97H169ZM28 99V98H27ZM94 99V98H93ZM124 99H126V98H124ZM127 99H130V98H127ZM147 99V98H146ZM161 99V98H160ZM184 98H180V100H183ZM195 99V98H194ZM37 100V99H36ZM97 100V99H96ZM148 100V99H147ZM156 100V99H155ZM155 100L152 102L153 103V106H154V104L156 105V102L157 103H159L158 101H156L155 102ZM158 100V99H157ZM170 100V99H169ZM245 100V99H244ZM9 101V102H10ZM57 101V100H56ZM59 101V100H58ZM103 101V100H102ZM129 101V100H128ZM161 101V100H160ZM167 101V100H166ZM165 101V102H166ZM170 101H172V100H170ZM31 102H33V101H31ZM36 102H38V101H36ZM127 102V101H126ZM147 102V101H146ZM167 102H169V101H167ZM166 102V103H167ZM176 102V101H175ZM174 102V103H175ZM181 102V101H180ZM186 102H187V100H186ZM188 102H189V100H188ZM245 102H246V100H245ZM35 103V102H34ZM33 103V104H34ZM57 103V102H56ZM128 103V102H127ZM192 103H193V98H192ZM195 103V102H194ZM147 104H148V102H147ZM163 104V103H162ZM182 104H184V106H186L185 105V103H182ZM187 104V103H186ZM189 104V103H188ZM198 104V103H197ZM248 104H250V103H248ZM152 104H150V106H151ZM172 105H174L173 104V102H172V104L169 102V104L167 103V106H166V110L164 111V109H162L161 107H157L158 105H156L155 106V108L153 107V106H151V108H153L152 109V111L154 112V113H157V115H158V117L161 119V121H160V119L159 120H157L156 121V118L154 119L153 117H152V114H149V115H151L150 116V118L152 117L157 123H160V125H161V133H159L158 135H156L155 136V138L157 139V143H159V145L160 146H164L166 149L165 150H169V151H171V152H173L174 154H176L177 153V151H179V154H177L178 156V158L176 157L175 158V161H174V159H171V160H173V162H175V164H177L176 163V160L178 161V159H182V160H185L186 159V163H189V164H185L188 168L187 169H185V173L186 174H189L190 176V180H189V183L192 185H195V187H197L196 186V184H200V185H202L205 181L207 182V180H209L210 179V182H211V177H210V175L212 174H214L215 175V173L213 172V173H211L210 174V172H212V171H210V172H206L205 170H204V166H203V164L202 163H196V161L195 162H192L191 160H190V155H189V153L186 151V152H184V150H181L182 148V145H181V143L177 140V138L175 137L176 135V133L178 132L177 130H178V128H179V126H177V125H175V123L174 124H172V122H170V120H167V118L166 117H168L166 114H165V112L167 111V112H169V111H173L176 107H174V106H176V105H174V106H172ZM190 105V104H189ZM253 105V104H252ZM56 106H58V105H56ZM128 106V105H127ZM145 106V105H144ZM143 106V107H144ZM147 106V105H146ZM149 106V105H148ZM161 106V105H160ZM183 106V107H184ZM188 106V105H187ZM185 107V109H189V112H190V110L192 109V108H194V106L192 107V105H191V107L192 108H188V107ZM199 106V105H198ZM205 106V105H204ZM247 106V105H246ZM261 106V105H260ZM37 107V106H36ZM130 107V106H129ZM129 107H126V108H129ZM180 107V106H179ZM34 108V107H33ZM39 107H37V109H38ZM103 108V107H102ZM135 108H134V110H135ZM142 108V107H141ZM147 108V107H146ZM145 108V109H146ZM151 108H149V109H151ZM199 108V107H198ZM264 108V107H263ZM57 109V108H56ZM97 109H98V107H97ZM101 109V108H100ZM130 109V108H129ZM142 109H144V108H142ZM148 109V108H147ZM148 109V110H149ZM184 109V110H185ZM200 109H201V107H200ZM203 109H204V107H203ZM104 110V109H103ZM128 110V109H127ZM178 110V109H177ZM193 110H195V109H192V112H193ZM10 111V110H9ZM57 111V110H56ZM61 111V110H60ZM99 111V110H98ZM101 111V110H100ZM99 111V112H100ZM130 111V110H129ZM132 111V110H131ZM137 111V110H136ZM150 111V110H149ZM161 111H163L164 112V115L162 114V115H160L159 116V114H161L162 112ZM186 111V110H185ZM188 111V110H187ZM202 112H204V110H201ZM253 111V110H252ZM45 112V111H44ZM97 112V111H96ZM98 112V113H99ZM101 112H103V114H105L104 113V111H101ZM107 112V111H106ZM140 112V111H139ZM151 112V111H150ZM153 112H151V113H153ZM160 112V113H159ZM166 112V113H167ZM173 112H176L175 110L173 111ZM198 112H199V109H198ZM97 113V114H98ZM145 113H146V116H147V111L145 110ZM159 113V114H158ZM180 113H182L181 111H180ZM38 114H39V112H38ZM100 114V113H99ZM142 114H144V113H142ZM169 114V113H168ZM195 114V113H194ZM201 114V113H200ZM200 114H199V116H200ZM246 114V113H245ZM101 115V114H100ZM154 116H155V114H153ZM202 115L204 116V113H202ZM42 116V114H40V117ZM56 116V115H55ZM96 116V115H95ZM99 116V115H98ZM102 116H104V115H102ZM138 116V115H137ZM142 116V115H141ZM175 117L177 116V115H174ZM82 117V116H81ZM156 117V116H155ZM157 117V118H158ZM188 117V116H187ZM202 117V116H201ZM206 117V116H205ZM43 118H44V116H43ZM142 118H144L143 116H142ZM147 118V117H146ZM149 118V119H150ZM169 118V117H168ZM204 118V117H203ZM16 119V118H15ZM40 119V118H39ZM59 119V118H58ZM137 119V118H136ZM170 119V118H169ZM247 119V118H246ZM20 120V121H21ZM23 120H22V122H23ZM96 120V119H95ZM105 120V119H104ZM206 120V119H205ZM208 120V119H207ZM43 121H45V120H43ZM51 121V120H50ZM214 121V120H213ZM21 122V123H22ZM176 122V121H175ZM199 122V121H198ZM204 122V121H203ZM207 122V121H206ZM9 123V122H8ZM24 123H23V125H24ZM242 123V122H241ZM62 124V123H61ZM94 124V123H93ZM97 124V123H96ZM107 124V123H106ZM106 124H104L103 123V125H106ZM140 124V123H139ZM248 124V123H247ZM246 124V125H247ZM11 125V124H10ZM17 125V124H16ZM50 125V124H49ZM57 125V124H56ZM102 125V127L104 128V126ZM132 125V124H131ZM141 125V124H140ZM156 125V124H155ZM180 125V124H179ZM48 126V125H47ZM46 126V127H47ZM93 126H95V125H93ZM107 126V125H106ZM106 126H105V128L104 129H106ZM110 126H111V124H110ZM158 126V125H157ZM157 126H154V129H155V127H157ZM210 126V125H209ZM23 127V126H22ZM96 127V126H95ZM99 126H97V128H98ZM100 127H101V125H100ZM127 127V126H126ZM144 127V126H143ZM150 127V126H149ZM153 127V126H152ZM159 127V126H158ZM195 127V126H194ZM249 127V126H248ZM251 127V126H250ZM59 128V127H58ZM63 128V127H62ZM255 128V127H254ZM9 129H10V127H9ZM64 129H65V127H64ZM63 129V130H64ZM153 129V128H152ZM46 130H48V129H46ZM51 130V129H50ZM100 129L98 128V131H99ZM101 130H102V128H101ZM109 130V129H108ZM139 130H141V129H139ZM250 130V129H249ZM251 130H252V127H251ZM49 131V130H48ZM97 131V132H98ZM119 131V130H118ZM146 131V130H145ZM253 131H254V129H253ZM47 132V131H46ZM52 132V131H51ZM51 132L49 133V132H47V133H49L48 135H50L51 134ZM54 132V131H53ZM64 132V131H63ZM96 132V131H95ZM106 132V131H105ZM153 132H154V130H153ZM158 132V131H157ZM251 132V131H250ZM8 133V132H7ZM24 133V132H23ZM67 133V132H66ZM117 133V132H116ZM196 133V132H195ZM252 133V132H251ZM254 133H256V132H254ZM114 134H115V132H114ZM117 134H119V132L117 133ZM202 134V133H201ZM204 134V133H203ZM215 134V133H214ZM11 135V134H10ZM62 135H63V133H62ZM65 135V134H64ZM63 135V136H64ZM96 135V134H95ZM104 135V134H103ZM120 135V134H119ZM217 135V134H216ZM52 136V135H51ZM110 136H111V134H110ZM118 136V135H117ZM255 136H256V134H255ZM254 135H253V138L255 137ZM39 137H41L40 138V141H39V139L38 138ZM61 137V136H60ZM84 137V136H83ZM93 137H94V135H93ZM119 137V136H118ZM138 137V136H137ZM10 138V137H9ZM95 138V137H94ZM114 138V137H113ZM139 138V137H138ZM137 138V139H138ZM79 139V138H78ZM82 139V138H81ZM111 139V138H110ZM122 139V138H121ZM134 140H135V138H133ZM140 139V138H139ZM38 141V142H37ZM137 141H139L140 142V140H137ZM253 141V140H252ZM258 141V139L256 140V142ZM126 142V141H125ZM134 142V141H133ZM136 142V141H135ZM134 142V143H135ZM138 142V143H139ZM255 141H253L252 143H254ZM255 142V143H256ZM259 142V141H258ZM84 143V142H83ZM107 143V142H106ZM127 144L126 145H128V142H126ZM150 143V142H149ZM254 143V144H255ZM81 144V143H80ZM104 144H105V142H104ZM104 144H102V145H104ZM136 144V143H135ZM65 145V144H64ZM107 145V144H106ZM108 145L111 147H113V148H115V149H118L117 151L118 152H120V151H124V150H126V147L127 146H125V144H124V142L123 141H120V140H114V141H112L111 143H108ZM140 145H142L141 143H140ZM228 145V144H227ZM226 144H223V143H221L220 144V149L222 150V156H223V160L225 159V160H227V161H229L230 160V158H229V148H228V146H227ZM256 145H259V144H256ZM256 145H255V147H256ZM34 146V145H33ZM66 146V145H65ZM83 146V145H82ZM86 146V145H85ZM131 146V145H130ZM135 146V145H134ZM264 146V145H263ZM35 147V146H34ZM58 147H60L61 148V150L58 148ZM67 147V146H66ZM106 147V146H105ZM129 147V146H128ZM254 147V148H255ZM68 148V147H67ZM113 148H111V149H113ZM184 148V147H183ZM257 148V147H256ZM259 149L261 148V147H258ZM38 149V148H37ZM36 149V150H37ZM74 149V148H73ZM78 149V148H77ZM80 149V148H79ZM87 149V148H86ZM107 150H108V148H106ZM130 149V148H129ZM132 149H133V146H132ZM131 149V150H132ZM176 150V153H175V150ZM42 150V149H41ZM68 150V149H67ZM88 150V149H87ZM97 150V149H96ZM157 150V149H156ZM155 150V151H156ZM164 150V151H165ZM191 150V149H190ZM257 150V149H256ZM256 150H254V151H256ZM70 151V150H69ZM74 151V150H73ZM82 151V150H81ZM93 151V150H92ZM91 151V152H92ZM109 151H110V149H109ZM108 151V152H109ZM113 151V150H112ZM116 151V150H115ZM134 151V150H133ZM180 151H182V154H181V152ZM19 152H20V150L18 151V149L17 148H15L14 146H13V144H12V142L11 141H8L7 142V144L5 143V142H3L2 144H1V146H0V158L3 160L2 162H3V167H1L0 168V171L2 172V170H4V173L6 172V174H4L3 172H2V174H4V175H2V179H3V181H1L2 183H5L4 182V179H7V183L9 184L8 186H7V188H6V191H8L9 193L10 192H12L11 194H13V192L14 193H17V194H20L21 195V197H18V198H20L21 200H17L16 201V203H18L19 204V202L21 201L22 202V205H21V202H20V204L19 205H21V206H19L18 204H17V208L19 209L20 207L21 208H25V206H24V204L23 203H25V202H23L25 199L23 198V197H25V195H27L28 194V196H29V198H27V196H26V198L29 200V201H32V207L30 206L29 207V209H31L29 212L30 213H27L26 211H21V209H20V211L18 210L17 212L19 213H21V215L23 216L22 218L23 219H25L26 221H27V218H24V217H28V218H30V220H32V222H30V220H29V222L30 223H35L36 225H38V226H36V229H35V227H34V225H33V230L35 229V231L37 232V229H38V231L39 232H41L42 231V233H44V228L43 229H41V227L42 226H44L45 224H46V222L47 223H51V226H52V222L51 221H53L54 222V224H56L55 225V232L57 233V238H58V240H59V242H57V243H59V244H62L63 243V246H67L66 248H67V250H65L64 248L65 247H63L62 249L63 250H65L66 252L68 251V253L71 255V253H72V250L71 249H73V234L74 233H72L73 231H72V229H71V227H70V225H69V220L67 221V217H66V214H67V212L65 213V211L63 210V209H56L53 205V207L56 209H54L53 210V207H52V209H51V207H49V203L48 202H45L44 201V196H45V189H43V190H39V189H36L35 188V186L33 187V185L31 184V183H29V182H26L25 181V177H24V175H22V163L20 162V160H19ZM170 152V153H171ZM260 152V157H258L257 158V160H258V163L260 164V166H262V165H264V148H261V151H259ZM68 153V152H67ZM66 153V154H67ZM70 153V152H69ZM72 153V152H71ZM87 153V152H86ZM89 153V152H88ZM124 153V152H123ZM122 152H121V154H123ZM126 153V152H125ZM124 153V154H125ZM127 153L129 154V152H128V149H127ZM166 153H168V151L166 152ZM169 153V154H170ZM94 154V153H93ZM143 154V153H142ZM220 154V153H219ZM45 155V154H44ZM78 155H80L81 157H83L82 159H84V151H82V152H80ZM87 155V154H86ZM90 155H91V153H90ZM106 155V154H105ZM125 155H127V154H125ZM172 155V154H171ZM22 156V155H21ZM88 156V155H87ZM92 156V155H91ZM91 156L89 157L90 159H91ZM97 156V155H96ZM143 156V155H142ZM168 156V155H167ZM173 156V155H172ZM172 156H171V158H172ZM70 157V156H69ZM80 157V158H81ZM95 157V156H94ZM138 157V156H137ZM136 157V158H137ZM170 157V156H169ZM72 158V157H71ZM140 158V157H139ZM143 158V157H142ZM174 158V157H173ZM210 158V157H209ZM212 158V157H211ZM218 158V157H217ZM93 160H90V166H89V164H88V168L90 167V172H92V174H93V177L94 178H92V179H95V178H100V176L98 175L99 173L100 174H103V173H101L103 170H100V166L102 165H100V163L98 162L99 160H97V159H94V158H92ZM217 160V159H216ZM220 160H222V159H220ZM224 160V161H225ZM44 161V160H43ZM64 161V162H63ZM72 161V160H71ZM82 161H84V160H81V162ZM87 161V160H86ZM189 161V162H188ZM100 162H102V161H100ZM141 162H142V160H141ZM145 162V161H144ZM153 162V161H152ZM191 162V163H190ZM200 162V161H199ZM203 162V161H202ZM229 162H231V160L229 161ZM69 163V164H70ZM78 163H79V161H78ZM86 163V162H85ZM122 163V162H121ZM227 163V162H226ZM1 164V163H0ZM76 164V163H75ZM83 164V163H82ZM172 164V163H171ZM190 164H191V166H190ZM207 164V163H206ZM78 165H80V164H78ZM150 165V164H149ZM159 165V164H158ZM189 165V166H188ZM51 166H52V164H51ZM124 166V165H123ZM128 166V165H127ZM138 166V165H137ZM82 167H84V164H83V166ZM231 167V166H230ZM127 170H128V167H125ZM133 168V167H132ZM136 168V167H135ZM123 169H124V167H123ZM131 169V168H130ZM129 169V170H130ZM173 170H174V168H172ZM84 170V169H83ZM82 170V171H83ZM87 170V169H86ZM115 170V169H114ZM121 170H122V168H121ZM128 170V171H129ZM178 170V169H177ZM145 171V170H144ZM208 171V170H207ZM81 172V171H80ZM115 172V171H114ZM127 171L124 169V172H123V170H122V174L123 173H126ZM134 172V171H133ZM132 172V173H133ZM56 173H57V171H56ZM72 173H73V175H72ZM87 173V172H86ZM128 173V172H127ZM137 173V172H136ZM180 173V172H179ZM263 173V172H262ZM82 174V173H81ZM85 174V173H84ZM121 174V175H122ZM1 175H0V180H1ZM53 175V174H52ZM76 175H79V173H77ZM97 175H98V177H97ZM126 175V174H125ZM125 175H124V177H125ZM179 175V174H178ZM211 175V176H212ZM239 175H240V177L241 176H245L246 174L245 173H243V172H240L239 173ZM7 178H6V177ZM79 176H84V175H79ZM92 176V175H91ZM140 176V175H139ZM188 176V175H187ZM216 176V175H215ZM236 176V175H235ZM124 177H122V178H124ZM246 177V176H245ZM109 178V177H108ZM138 178H141V182H142V177H138ZM188 178V177H187ZM242 178V177H241ZM78 179V178H77ZM89 179V178H88ZM102 180H103V178H101ZM76 180V181H75ZM79 180V179H78ZM83 180H84V177H83ZM98 180H100V179H98ZM139 180H137V182L139 181ZM213 180V179H212ZM6 181V180H5ZM89 181V180H88ZM95 181H97V179L95 180ZM104 181V180H103ZM125 181V180H124ZM139 181V182H140ZM148 181V180H147ZM146 181V182H147ZM188 181V180H187ZM260 182H259V187L257 188L258 189V193H263L264 194V173H263V175H262V178L260 177V180H259ZM101 182V180L99 181V185H101L100 187L102 188V190L105 192L106 190H108V189H110V186L108 187V189L106 188V186H108V182L107 183H105V184H107L106 186L104 185V183H100ZM205 182V183H206ZM209 182V181H208ZM209 182V183H210ZM59 183V182H58ZM80 183L83 185H80ZM87 183V182H86ZM111 183V182H110ZM147 183H149V181L147 182ZM151 183H154L153 181L151 182L150 181V183H149V185L148 186H146L147 184H144L146 187H148V189L146 188L145 190H148L147 191V193L149 194V191L150 192H152L150 195L152 196H154V194H155V196L154 197H156L157 195H156V190L154 189V188H152V184ZM188 183V182H187ZM56 184V183H55ZM113 184V183H112ZM117 184V183H116ZM125 184V183H124ZM137 184V183H136ZM141 184V183H140ZM155 185H156V183H154ZM5 185H6V183H5ZM49 185V184H48ZM51 185V184H50ZM89 185V184H88ZM135 185V184H134ZM138 186H139V184H137ZM182 185V184H181ZM204 185V184H203ZM113 186V185H112ZM136 186V185H135ZM154 186V185H153ZM1 187H2V185H1ZM0 187V188H1ZM79 187H80V189H79ZM83 187V188H82ZM97 187V186H96ZM115 187V186H114ZM123 187V186H122ZM137 187V186H136ZM142 187V186H141ZM156 187V186H155ZM203 187V186H202ZM215 187V186H214ZM227 187V186H226ZM5 188V187H4ZM113 188V187H112ZM139 188H140V186H139ZM199 188V187H198ZM197 188V189H198ZM204 188V187H203ZM9 189V190H8ZM57 189H59V188H57ZM82 189V190H81ZM94 189H95V187H94ZM158 189V188H157ZM213 189V188H212ZM227 189V188H226ZM96 190H97V188H96ZM144 190V191H145ZM199 190H201V187H200V189ZM2 191V190H1ZM110 191V190H109ZM196 191V190H195ZM202 191H204L203 189H202ZM212 191V190H211ZM257 191V190H256ZM7 192V193H8ZM107 192V191H106ZM135 192V191H134ZM167 192V191H166ZM207 192V191H206ZM5 193V192H4ZM8 193V195H10V196H12L11 194H9ZM21 193H25V195L22 197V194ZM59 193V192H58ZM130 193V192H129ZM146 193V192H145ZM212 193H213V191H212ZM227 193V192H226ZM255 193V192H254ZM258 193H255V196L254 195H252V197L250 198V202H248L247 203V206H245V208H243L241 211L239 210V215H236V216H234L233 218H231L229 221H225V225L227 226L228 224V226L226 227L227 229V233H226V236H223V239H222V237L219 239V240H217V241H219V242H221L222 240H229L228 239V237L231 235L232 237H233V235H237L238 234V238H241L240 237V235H241V233L242 232H237V231H240V229H241V231H243L245 234L244 235H246V237H244V238H242V239H238L236 236H234V237H236L237 238V241H239L240 240V245H239V243L236 241V239H235V241H232L233 242V245L234 246H236L235 244H238L236 247L238 248V246H240L239 248L240 249H238V250H240V251H238L235 247V250H231V248L233 249V247H230L229 245H231V244H229V245H227L226 244V247L227 248H223L225 245H218L219 247L221 246H223L222 248L223 249H225V250H221L222 252H220V253H223V251H224V253L225 252H229L230 251V253H231V256H230V253H225V254H227V255H229L228 256V259H230L231 258V260L229 261V263H231V261L232 260H235L236 262H241L242 260H244V258H245V263H244V261L242 262V263H240V264H246V262H247V264H249V256H245L244 257V255L246 254L247 255V253H248V245H247V247H246V249H245V246L246 245H244L243 243L244 242H246V243H248V242H250L251 240L250 239H252L253 238V236L257 239L258 238V236H259V238H260V240H261V237H262V241L260 242V243H262L263 242V239H264V237H263V235H264V195L262 194V195H259ZM17 194H13V196L14 195H17ZM106 194V193H105ZM108 194H110L109 192H108ZM112 194H114L113 192H112ZM111 194V195H112ZM220 196L222 197V196H225L226 194H225V192L223 191V190H221L220 191ZM257 194V195H256ZM7 195V194H6ZM89 195H90V198H88L89 197ZM159 195V194H158ZM161 195V194H160ZM201 195V194H200ZM217 195V194H216ZM215 195V196H216ZM49 196V195H48ZM92 196V197H91ZM103 196H104V194H103ZM103 196L101 197V195H100V197L101 198H103ZM106 197H107V195H105ZM109 196V195H108ZM133 196V195H132ZM152 196V197H153ZM248 196V195H247ZM16 197V196H15ZM15 197H14V200H15ZM55 197V196H54ZM103 198V199H107V198ZM110 197V196H109ZM153 197V198H154ZM161 197V196H160ZM207 197V196H206ZM2 198V197H1ZM17 198V199H18ZM56 198V197H55ZM130 198V197H129ZM164 198V197H163ZM204 198V197H203ZM210 198H212V196L210 197ZM209 198V199H210ZM224 197H222V199H223ZM22 199H24L23 201H22ZM47 199H49V198H47ZM54 199V198H53ZM145 199H147V197L145 198ZM155 199V198H154ZM208 199V198H207ZM207 199H205V200H202V202L200 201V205H199V207L201 206V210H204V208L206 207V206H208V204H206L207 202L209 203V201L207 200ZM214 199V198H213ZM213 199H212V203H213ZM219 199V196H218V198L216 199V201H214V202H217V200ZM67 200H65L66 202H67ZM101 200V199H100ZM162 200H164V199H162ZM215 200V199H214ZM7 201H9V200H7ZM19 201V202H18ZM29 201H28V203H29ZM52 201V200H51ZM58 202H59V200H57ZM56 201V202H57ZM104 201V200H103ZM119 201V200H118ZM147 201V200H146ZM150 201V200H149ZM148 201V202H149ZM156 201V200H155ZM159 201V200H158ZM219 201V200H218ZM246 201V200H245ZM5 202V201H4ZM58 202H57V205H58ZM60 202H62L61 201V199H60ZM105 202V201H104ZM144 202V201H143ZM147 202V203H148ZM154 202V201H153ZM198 202V201H197ZM2 203V202H1ZM8 203V202H7ZM10 203V202H9ZM8 203V204H9ZM11 203H13V202H11ZM10 203V204H11ZM16 203H15V205H16ZM27 203V202H26ZM31 203V202H30ZM63 203V202H62ZM65 203V202H64ZM156 203V202H155ZM211 203V204H212ZM219 203H221V201L219 202ZM222 203H224V202H222ZM221 203V204H222ZM226 203V202H225ZM3 204V203H2ZM10 204H9V207H10ZM61 204V203H60ZM69 204V203H68ZM145 204H146V202H145ZM150 204H151V202H150ZM154 204V203H153ZM157 204V203H156ZM162 204V203H161ZM168 204V203H167ZM172 204V203H171ZM229 204V203H228ZM243 204H244V202H243ZM246 204V203H245ZM4 205V204H3ZM28 205V204H27ZM26 205V206H27ZM66 205V204H65ZM104 205V204H103ZM214 205H216V203L214 204ZM213 205V206H214ZM223 205V204H222ZM1 206V205H0ZM14 206V205H13ZM24 206V207H23ZM29 206V205H28ZM61 205H58V207H60ZM159 206V205H158ZM157 206V207H158ZM212 206V207H213ZM220 207H221V205H219ZM3 207H5V206H2V210H3ZM157 207H155V208H157ZM165 207V206H164ZM209 207H210V205H209ZM219 207V208H220ZM223 207V206H222ZM14 208V207H13ZM70 208V207H69ZM149 208V207H148ZM148 208H147V210H148ZM159 208V207H158ZM161 208V207H160ZM169 208V207H168ZM208 208V207H207ZM9 209V208H8ZM16 209V208H15ZM26 209H28V207H26ZM28 209V210H29ZM71 209V208H70ZM104 209H105V211H104ZM199 209V208H198ZM209 209V208H208ZM207 209V210H208ZM217 209V208H216ZM220 209H223V208H220ZM6 210V209H5ZM62 210L64 211V213L62 212ZM165 210V209H164ZM167 210V209H166ZM200 210V209H199ZM200 210V211H201ZM206 210V209H205ZM67 211V210H66ZM72 211V210H71ZM111 211V210H110ZM151 211H152V209H151ZM24 212H26V213H24ZM70 212V211H69ZM153 212V211H152ZM162 212V211H161ZM167 212H169V211H167ZM197 212H199V211H197ZM202 212V211H201ZM3 213V212H2ZM13 213V212H12ZM20 213L18 214L19 216H20ZM71 213H73V212H71ZM150 213V212H149ZM235 213V212H234ZM14 214V213H13ZM153 214V213H152ZM151 214V215H152ZM163 214V213H162ZM200 214V213H199ZM206 214V213H205ZM3 215H4V213H3ZM15 215H16V212H15ZM6 216V215H5ZM116 216V215H115ZM9 217H10V215H9ZM12 217V216H11ZM110 217V216H109ZM153 217V216H152ZM19 218V217H18ZM20 218H21V216H20ZM70 217H68V219H69ZM9 219V218H8ZM12 219V218H11ZM75 219V218H74ZM76 219V220H77ZM2 220V219H1ZM19 220V219H18ZM21 220V219H20ZM19 220V221H20ZM112 220V219H111ZM185 220V219H184ZM10 220H8V222H9ZM22 221V220H21ZM110 221V220H109ZM7 222V223H8ZM11 222V221H10ZM12 222H13V220H12ZM25 222V221H24ZM29 222L27 221L26 223H25V227H28L30 224H29ZM69 222V223H68ZM72 222V221H71ZM5 223V222H4ZM20 224H21V222H20ZM28 224V225H27ZM44 224V225H43ZM57 224H58V226L60 227L59 229L60 230H58V228H57V231H56V227H58L57 226ZM79 224V223H78ZM184 224V223H183ZM41 225V226H40ZM48 226H49V224H47ZM80 225V226H81ZM143 225V224H142ZM180 225V224H179ZM31 226V225H30ZM47 226V227H48ZM51 226H49V227H51ZM155 226V225H154ZM185 226V225H184ZM241 226H243V227H241ZM6 227V226H5ZM11 227V229H12V225L10 226L9 225V228ZM15 227H17V226H15ZM14 227V228H15ZM38 227V228H37ZM47 227H45L46 229H48ZM32 228V227H31ZM31 228H29V229H31ZM52 228V230H53V226L51 227ZM75 228H77V227H75ZM117 228V227H116ZM220 228V227H219ZM223 228V227H222ZM243 228H245L246 229V232L244 231V230H242ZM17 229V228H16ZM24 229H28V228H24ZM39 229H41V231L39 230ZM45 229V230H46ZM212 229V228H211ZM230 229V230H229ZM8 231V227L5 229V231ZM15 230V229H14ZM50 230V229H49ZM49 230L48 231H45V233L46 232H49ZM79 230V229H78ZM223 230H224V228H223ZM223 230H222V232H223ZM4 231V232H5ZM10 231V230H9ZM26 231V230H25ZM28 231V230H27ZM26 231V232H27ZM30 231H32V229L30 230ZM188 231V230H187ZM228 231H230V232H232V233H230V232H228ZM22 232V231H21ZM20 232V233H21ZM33 233H34V231H32ZM39 232H38V236H39ZM54 232V231H53ZM58 232H60L59 234H60V239H59V237H58ZM117 232V231H116ZM2 233V232H1ZM13 233H15V232H13ZM29 233V232H28ZM42 233H40V234H42ZM171 233V232H170ZM219 233V232H218ZM225 233V232H224ZM233 233H237V234H233ZM240 233V234H239ZM247 233V234H246ZM6 234V233H5ZM9 234H10V232H9ZM16 234V233H15ZM15 234H13V235H15ZM23 234V233H22ZM21 234V235H22ZM27 234V233H26ZM25 234V235H26ZM76 234V233H75ZM74 234V235H75ZM117 234V236H118V233H116ZM208 234V233H207ZM230 234V235H229ZM7 235V234H6ZM30 235V234H29ZM33 235V234H32ZM35 235V234H34ZM43 235H45V234H42V236L40 235V237L38 238V236H36L37 237V239H36V237L34 238V239H32V240H38V239H41L42 237H43ZM47 235V234H46ZM48 235H49V233H48ZM47 235V236H48ZM54 235V234H53ZM213 235V234H212ZM211 235V236H212ZM221 236H222V234H220ZM219 235V236H220ZM262 235V236H261ZM8 236V235H7ZM23 236H24V234H23ZM228 236V237H227ZM248 236V237H247ZM249 236L250 237H252V238H250L249 239ZM1 237V236H0ZM49 237H50V235H49ZM49 237H47V238H43L44 240H42V241H44V242H47L46 244H44V242H42V247H43V245H44V247H45V245H47V244H50V243H48L49 241H48V238ZM53 237H55V235L53 236ZM83 237V236H82ZM90 237V238H91ZM215 237V236H214ZM227 238V239H225V238ZM243 237V236H242ZM6 238V237H5ZM120 238V237H119ZM205 238V237H204ZM207 238V237H206ZM213 238V237H212ZM229 238H231V237H229ZM245 238H246V240H245ZM259 238H258V240H257V242H256V240H255V242L257 243V248H258V250H259V253H262V251H264V247H262L261 245H258V242H259ZM1 239V238H0ZM11 239V238H10ZM27 239V238H26ZM29 240L31 239V237H29L28 238ZM51 239V238H50ZM209 239V238H208ZM232 239V238H231ZM233 239V240H234ZM249 239V240H248ZM29 240H27L28 242H29ZM35 240V241H36ZM55 240V239H54ZM54 240L53 241H51L52 242V244L53 243H55L54 242ZM80 240V239H79ZM118 240V241H117ZM206 240V239H205ZM215 240H216V238H215ZM242 240H244V242L242 241ZM252 240H254V238L252 239ZM22 241V240H21ZM24 241V240H23ZM27 241L25 240V242L24 243H27ZM190 241V240H189ZM212 241V240H211ZM242 241V242H241ZM11 242V241H10ZM20 242V241H19ZM38 242H40V241H38ZM62 242V243H61ZM80 242V241H79ZM122 242V241H121ZM214 242V241H213ZM235 242V243H234ZM254 241H252V243H253ZM255 242H254V244H253V246H255L256 244H255ZM23 243V242H22ZM32 243H33V241H32ZM217 243V242H216ZM245 243V244H246ZM251 243V242H250ZM252 243L251 244H249L250 245V247H251V245H252ZM94 244V243H93ZM157 244V243H156ZM208 244H210V243H208ZM207 244V245H208ZM214 244V243H213ZM243 244V245H242ZM16 245V244H15ZM19 245H20V243H19ZM22 245V244H21ZM27 244H25V246H26ZM33 247H34V245L33 244H31ZM31 245H30V247H31ZM35 245H36V243H35ZM40 245V246H41ZM39 246V245H38ZM38 247L39 249L41 248V250L44 248H42V247ZM49 246H51V245H49ZM61 246V245H60ZM122 246V245H121ZM125 246V245H124ZM128 246V245H127ZM218 246H214V248H216V250L218 249V252L220 251L219 250V247ZM232 246V245H231ZM244 246V247H243ZM20 247V246H19ZM24 247V246H23ZM27 247V246H26ZM32 247V248H33ZM52 247H53V245H52ZM62 247V246H61ZM97 247V248H98ZM162 247V246H161ZM220 247V248H221ZM242 247V248H241ZM25 248V247H24ZM46 248V247H45ZM121 248H123V247H121ZM253 248V247H252ZM256 248V249H257ZM2 249V248H1ZM21 249V248H20ZM37 249V248H36ZM49 252H50V248L47 246V248H46ZM46 249H44V252H45V254H42L43 253V251H39L38 249V251L36 250V251H34V253H33V255L31 256V258L29 259V260H31V259H34V258H36V260L35 261H38L39 259V261H42L41 259H43V258H41V256L43 257L44 255L46 256L47 254L46 253H49ZM54 249H55V245H54ZM53 249V250H54ZM57 249H58V244H57ZM61 248H60V250L63 252V250H62ZM75 249V248H74ZM124 249V248H123ZM122 249V250H123ZM211 249V248H210ZM228 249V250H227ZM247 251V252H243V253H245V254H240L239 252H241V251ZM251 249V248H250ZM17 250H18V248H17ZM26 250V249H25ZM33 250V249H32ZM34 250H35V247H34ZM47 252H46V251ZM53 250H51V251H53ZM216 250H214L213 248H212V250H210V251H212L211 252V254L213 253V251H215V253H217V251ZM262 250V251H261ZM4 251V250H3ZM2 251V252H3ZM13 251H15V249L13 250ZM210 251H208L207 253H209ZM251 251V250H250ZM249 251V253H251ZM28 253H31V248L29 249V251H27ZM66 252H63V253H61V252H59V253H61L62 254V258H64L65 259V261H67L66 263L64 262V259H62L60 256V254L59 253H57V255L62 259H57V260H61L60 261V263L59 264H63V262H64V264H67V263H69V262H71V258L69 259V255H66L67 253ZM73 252H75V250H73ZM77 252H78V250H77ZM10 253V252H9ZM17 253V252H16ZM27 253V254H28ZM52 254V256H54L53 254L55 253V251H53V252H51ZM122 253V254H121ZM215 253H213V254H215ZM219 253V255L218 254H216L215 256H214V258L213 259H211L210 258V260L212 261H207V259H208V254H206L207 256V259L205 258V256H204V259H206V260H201V258H200V260H198V263L199 264H208V263H210V264H223L222 262H224V260H225V262L227 261L226 260V257H227V255H225L224 253V255L226 256V257H222L223 256V254H222V256H221V254ZM249 253H248V255H249ZM255 253V252H254ZM257 253H258V251H257ZM1 254V253H0ZM210 254V255H211ZM240 254V255H239ZM262 254H264V252L262 253ZM23 255H24V253H23ZM22 255V257H25L26 256V254H25V256H23ZM51 255L49 256L50 258H48V261H49V259H52L53 258V260H55V261H53L54 263L57 261L56 260V253H55V257H52L51 258ZM65 257H64V256ZM74 255V254H73ZM76 255V254H75ZM126 257L127 259L125 260H123V257ZM241 255H243L242 257H243V259L241 258ZM57 256V257H58ZM69 256V257H68ZM203 256V255H202ZM220 256V257H219ZM20 257V256H19ZM66 257H68V259H69V261H68V259L66 258ZM77 257V256H76ZM210 257V256H209ZM250 257H252V256H250ZM26 258H27V256H26ZM82 258V257H81ZM199 258V257H198ZM203 258V257H202ZM8 259V258H7ZM19 259V258H18ZM22 259V258H21ZM25 259V258H24ZM67 259V260H66ZM73 263H76L75 262V258L73 257ZM77 259V258H76ZM251 259V258H250ZM253 259V258H252ZM2 260V259H1ZM0 260V261H1ZM29 260H28V262H27V264H30L29 263ZM79 260V259H78ZM248 260V261H247ZM254 260V261H253ZM252 261L253 262H255V263H252V261H250V264H264V256L262 255V257H256V258H254ZM3 261V260H2ZM17 261V260H16ZM51 261V260H50ZM49 261V262H50ZM63 261V262H62ZM77 261V260H76ZM200 261V262H199ZM235 261H233L234 262V264H235ZM49 262H48V264H49ZM52 262V263H53ZM79 262H80V260H79ZM3 264V262H0V264ZM6 263H7V261H6ZM14 263V262H13ZM20 263L22 264L23 263V261L21 262L20 261ZM38 263H43V262H38ZM51 263V262H50ZM57 263V264H58ZM81 264H86V262L84 263V261H81L80 262ZM80 263H76V264H80ZM239 263H236V264H239ZM10 264H12V263H10ZM32 264H34V263H32ZM35 264H36V262H35ZM71 264V263H70ZM130 264V263H129Z\"/></svg>", "mask_w": 264, "mask_h": 264}]
</instances>
